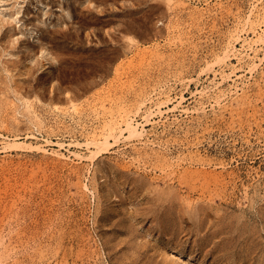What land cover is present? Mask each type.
I'll use <instances>...</instances> for the list:
<instances>
[{"label": "rangeland", "instance_id": "rangeland-1", "mask_svg": "<svg viewBox=\"0 0 264 264\" xmlns=\"http://www.w3.org/2000/svg\"><path fill=\"white\" fill-rule=\"evenodd\" d=\"M170 1L171 0H169V1L168 0H0V77H1L0 78V86H1L0 92L2 90L1 94L4 95V91H7L5 84H8V85L10 84V86H8V85H6V86L13 89V90H10L9 88H7L9 92H7V93L5 92L7 94L6 95L7 97L11 96V97H9L10 99L8 98L9 100L6 98L5 95H4L5 97L3 95H0V98H1L0 103H2V101H3L2 96L7 100L6 103H2L3 105L0 104V109H2V110H0L1 111L0 112V119L2 118L1 122L3 121L2 123H0V125H1L0 127H2V128H0V167H1L0 168V181H1L0 182V188H1L0 190H2L0 192V195H1L0 199H2L0 202V210H1L2 206L4 207V208H2L3 210L0 211V220H1L0 221V225H1L0 237H1V239L2 238L5 239L4 241L3 240L1 241V239H0V261H1L0 264H3L2 262H4L6 259L11 260L12 256H13L12 260L13 259L14 260L13 261L11 260L12 263L10 262V260H7L8 264H14V263L15 264H27V263L33 264V263H31V262H34L33 260H35L36 263L37 262L38 263L43 262L44 264H46L45 262H47V259L48 260L52 259L51 261L50 260L48 261L49 264L54 263V262L56 264H60V262L63 264L64 263L63 261L65 260L64 255L67 257L66 260H68V261L65 262L67 264H75V263L76 264H84V263L85 264H88V263L89 264H94V263L95 264H104V262H105V264H111V263L112 264L113 263L114 264H118V263L119 264H121V263L122 264H167L168 260H170V256H171V260L169 261V264H179V263L184 264L185 262H187L185 264H188V263L189 264H191V263L192 264L193 263L194 264H210V263L211 264H213V263L225 264V262H226V264H236V263L237 264H247V263L248 264L249 263L261 264L263 262L264 256H262V255H264V240H263L264 239V237H263L264 236V224H263L264 223V221H263L264 220V218H263L264 212H262L260 210H264V205H263L264 204L263 203L264 202L263 201L264 200L263 199V197H264V195H263L264 194V188H263L264 187V94H262V93H264V90H263L264 89V59H263L264 58V55H263L264 54V52H263L264 51V44L257 41V39H258L257 36L259 33L264 32V24H263L264 22L263 23L261 22V24L260 23L256 24L255 21L258 22V20L260 18L262 19L264 17L263 16L264 15V9H263L264 8L263 7L264 6L263 5L264 0H176V1L172 0L171 2ZM177 2L178 3L180 2V4H176ZM182 2H183V4L184 3L185 4L183 5ZM165 3H166V5H165ZM167 3H168L169 7L167 6ZM174 4H175V6H174ZM172 5H173V8H172ZM179 5H181V6H179ZM254 13H255V15H254ZM249 15H250V17L248 19ZM257 15H259V16H257ZM246 17L248 19L247 21L245 19ZM251 19L254 20V22ZM253 23L256 26V28H254ZM237 25H238V27H237ZM239 25H240V27H239ZM241 25H244L245 27L244 26L241 27ZM250 27L253 30H251ZM181 29H182V31H181ZM234 30H235V32H234L235 34L232 33ZM184 31H185V33H183ZM253 31H254V33H253ZM51 32H52V34H51ZM238 32L241 34H239ZM53 34H54V36H53ZM255 34H256V36H255ZM228 35H230V38H227V37H229ZM235 36H238V37H235ZM249 36H251L252 38ZM231 37L234 39L233 41L231 40L232 39ZM239 37H241V38L239 39ZM254 37H257V39H255ZM47 39H49L50 41ZM236 39H237V41L234 42ZM252 39L254 41H256V43H254V41ZM43 40L46 42H44ZM251 44H252V46H251ZM227 45L231 48V49L229 48L230 51L232 50V52H230V55L228 56V59H227V57L226 58L224 57V59H226L225 61L222 60V61H220V63L215 64V62H213V60L215 61L217 59V61L219 62V60L223 58L221 55H224L223 53L229 51V49L226 48ZM231 46L234 47V50H233V47H231ZM223 47H225V48H223ZM225 49H227V50L225 51ZM256 49L258 51L255 52ZM155 52L156 53L158 52V53L156 54ZM242 52L244 53L243 55L241 54ZM257 52H259V53L257 54ZM153 53H155V54H153ZM118 54H119V56H117ZM174 54H176V55H174ZM214 54H215V56H214ZM232 54H234L235 56ZM157 55H159V56L157 57ZM160 55H161V57H160ZM163 56H164V58H163ZM175 56L178 59H176ZM244 56H246V57H244ZM229 57H230V59H229ZM251 60H252V62L253 61L255 62V63L253 62L256 66L254 68V70L253 69L251 70V68H253V66L250 68V65L251 64L253 65ZM115 61H116V63H115ZM207 61H210L209 63L212 62L213 64H210L208 66L209 63ZM14 63L16 64L15 66H14ZM159 65H160V67H159ZM222 65H223V67H222ZM7 66H8V68H9V66H11V69H10L11 73H10L9 69L7 71ZM26 66H28V68ZM31 66H32V68H31ZM205 66H208V67H205ZM212 66H213V68H212ZM24 67H25V69H24ZM116 67L120 72L119 71L115 72L117 70ZM131 67H132V69H131ZM12 68H13V70H12ZM133 68H135V69H133ZM157 68L158 69L160 68L161 71L158 70ZM176 69H177V72H176ZM207 69H209V70H207ZM140 70H142V71H140ZM165 70H166V72H165ZM133 71H135V72H133ZM178 71H179V73H178ZM163 73H164V75H163ZM10 74H12V75H10ZM158 74L162 75L163 77L159 76ZM171 74L172 75L174 74V75L172 76ZM13 75H14V78L12 79ZM162 79H163V81H162ZM177 79H180V80H177ZM20 80H22L23 83L18 82ZM25 80H27V81H25ZM1 81H3V83ZM24 82H25V84H24ZM16 83H20V85L16 84ZM123 83H125L124 87H123ZM258 83H259V85H258ZM29 84H31V86ZM11 85L17 87V88L14 87L16 89L15 91ZM16 85H18V86H16ZM145 85L147 87H145ZM23 86H25V87H23ZM259 86H261V88H262L261 90L260 89L258 90L257 87H259ZM19 87H21V88H19ZM27 87H28V89H27ZM20 89H21V92H20ZM22 89H25V90H23V93H22ZM39 89L42 93L41 92L39 93ZM61 89H62L64 95L61 94L62 91L59 92V90H61ZM66 89H68V90H66ZM164 89L166 92L164 91ZM27 90L30 92L32 91V92L28 93ZM16 91L20 95H18L16 93ZM84 91H86V93H82L83 94L82 95L80 92H84ZM201 91H203V92H201ZM222 91H223V93H221ZM43 92L45 93V95ZM56 92H58L59 94L57 95ZM66 92H67V95L65 94ZM11 93H12V95H11ZM25 93H27V94L25 95ZM33 93H36V95H33ZM136 93H137V95H136ZM141 93H142V95L145 94V95H143L144 97H142ZM165 93L168 95H165ZM8 94H10V95H8ZM31 94L33 97L31 96ZM40 94H42V95L40 96ZM54 94L57 95V97L59 96L60 98H55ZM60 94H61V96H60ZM75 94H79V95H75ZM221 94L223 95L222 97H221ZM138 95H140V96L138 97ZM180 95L185 97V98L183 97L184 100H183L182 96H180ZM251 95H253V96L250 97ZM69 96H72V99H70L71 97L69 98ZM79 96H81V98ZM109 96H111V97L107 98ZM135 96L137 97V99H134ZM25 97H27L28 99ZM100 97H102V98H100ZM240 97H241V99H240ZM246 97H248V98H246ZM23 98H25L26 100ZM39 98H41V99L39 100ZM47 98H50L52 101L50 102V99H47ZM64 98L66 100H63ZM215 98L216 99L218 98L220 100L219 101L220 105L218 103V99L216 100ZM5 99H4V101H6ZM36 99H37V101H36ZM53 99L55 101H53ZM74 99L76 101H74ZM143 99H145V100H143ZM146 99L147 100L150 99V100L147 101ZM246 99L248 102L246 101ZM257 99H258V101H257ZM16 100H18V101H16ZM58 100L61 102H59ZM62 100L64 102L66 101L67 103L62 102ZM68 100H70V102ZM100 100H101V102H100ZM134 100H136V101H134ZM241 100L243 102H241ZM163 101H165V102H163ZM167 101H168V103H166ZM178 101H179V103H177ZM17 102L20 103L21 105L18 104ZM56 102H58V103H56ZM130 102H132L135 106ZM135 102H137V103H135ZM143 102H144V104H143ZM156 102H159V103H156ZM239 102L240 103L246 102V103H244L242 106V105H240ZM249 102L252 104L250 105ZM15 103H17V104H15ZM23 103H24L25 107L26 106L28 107V108L26 107L27 109L23 107ZM75 103L77 104L76 106L73 105ZM12 104L15 106V110L18 108L17 112L20 110L21 113L20 112H19V114L16 113L15 110L13 109L14 106ZM120 104H122V105H120ZM137 104H138V106H137ZM223 104L227 107L222 106ZM9 105H12V107ZM16 105H19V106L16 107ZM140 105H142V106H140ZM234 105L236 107H233ZM252 105L255 106V108L256 107L257 108L252 110L254 108V107H252ZM117 106H119V107H117ZM123 106H125V107H123ZM131 106H132V108L130 110L129 107H131ZM157 106H159V107H157ZM31 107H32V109H31ZM58 107H60V108H58ZM106 107L108 108V110ZM122 107L125 108V110L124 109L122 110ZM127 107H128V109H127ZM138 107L140 109H138ZM244 107H246V109H247L245 111V113H244V110H245ZM115 108H117V109H115ZM119 108H120V110H119ZM135 108H137V109L135 110ZM145 108H146V110H145ZM156 108L157 109L160 108L159 111ZM163 108L165 111L162 110ZM188 108H189V110H188ZM199 108H201V109H199ZM240 108H242V109H240ZM112 109H113V111H112ZM223 109H224V111H223ZM236 109H238V110L240 109V110L238 111ZM7 110H9L10 113ZM11 110H12V112L14 111V113H12ZM127 110H129V112L131 111L130 114H129V112H127ZM148 110L150 112H152V114L154 113L153 115L150 114L149 119L147 117L148 113H149ZM230 110L232 111V113ZM30 111H31V113H30ZM34 111H36V112H34ZM120 111H126L129 114L128 118L133 117L134 122H137L140 120V123L138 124L139 128H143L141 130H143L145 133L143 132V135H141L142 137L135 136V137H131V138L127 137L128 135L126 134L127 136L125 135V136H121L119 138V139H121V141L118 140L119 142L111 140L112 145H110L111 144L110 143L109 144L110 146L109 147L107 146L106 151L104 149V150L100 151V153L96 154V156H95L93 153L97 151L96 149L98 147H97V145L95 146V144L92 145V143H91L92 138L95 137V135L99 136V134L102 133V131L105 129L107 121H109L114 116L117 117L118 116L117 114H119ZM136 111H138V112H136ZM154 111H156V113ZM235 111H237L238 113ZM24 112L26 113V115ZM97 112H100V113H97ZM160 112H161V114H160ZM7 113H9V114H7ZM11 113L13 115H10ZM37 113H38V115H37ZM144 113H146V114H144ZM247 113L248 114L250 113V114L246 115ZM15 114H16V116H15ZM17 114L19 115L18 119L16 118L18 116ZM140 114H142V116ZM29 115L32 117H30ZM39 115L42 117V119ZM111 115H113V116H111ZM237 115L241 116V118ZM25 116H27V117H25ZM33 116L36 119H34ZM216 116L218 117V119ZM11 117L12 118L14 117L16 121L14 119H12ZM9 118L11 119V121L13 120V122L10 123ZM26 118L28 120L25 122ZM98 118H99V120H98ZM200 118L203 120V121L201 120L202 122L199 121ZM237 118H239V119H237ZM242 118H243V121H242ZM32 119L34 120L35 123L32 121ZM153 119H154V121H153ZM30 120L32 121V123ZM41 120H42V122H41ZM84 120H87V121L84 122ZM142 120L144 121V124H142L143 123ZM231 120H233V121H231ZM4 121L5 122L7 121V122L5 123ZM14 121H15V123H14ZM16 122H18V123H16ZM36 122L38 123L37 125L39 127H37ZM167 122L169 125L167 124ZM4 123L6 125H4ZM24 123H26V124H24ZM30 123H31V125H30ZM189 123H193V124H189ZM194 123H195V125H194ZM2 124L5 126V128L2 126ZM15 124H16L17 128L15 127ZM17 124L21 125V126L18 127ZM27 124H28V126H27L28 130H30L32 128L31 132L30 131L27 132V130H25V129H27V127H22V126H26ZM32 124L33 125L35 124L34 125L35 127ZM95 124H97V125H95ZM165 124H166V126H165ZM182 124L184 126H182ZM216 124H218V125H216ZM10 125H12V126H10ZM42 125H43V127H42ZM71 125H72V127H71ZM204 125L205 126L207 125L206 126L207 128ZM81 126H83V127H81ZM167 126H168V128H167ZM51 127H52V129H51ZM93 127H94V129H93ZM185 127H186V129H185ZM230 127H232V129ZM21 128H25V129H22V131H19V129L21 130ZM97 128H100V129H97ZM226 128H227V130H226ZM7 129H8V131H6ZM10 129H12V130L10 131ZM174 129L177 130V132ZM181 129H183V130H181ZM197 129H199L200 131ZM202 129H205V130H202ZM207 129H210L211 133ZM35 130H39V131L35 132ZM163 130H164V132L162 133ZM165 130H167V131H165ZM15 131H17V132H15ZM18 131L20 133L22 132L21 133L22 135ZM90 131H92V132L95 131L96 132V133L94 132L95 135H92L93 133ZM150 131H151V133H150ZM169 131H170V133L167 134L166 132H169ZM191 131H192V135H191ZM205 131H207V132H205ZM71 132H73V133H71ZM97 132H98V134H97ZM195 132H197V135ZM11 133L13 136L11 135ZM30 133L33 134V136H31ZM89 133H90V135H89ZM194 133L196 136L194 135ZM29 134H30V136H29ZM240 134H242V135H240ZM15 135H17V136L14 137ZM18 135H20V136H18ZM160 135H162L163 138ZM166 135H168V136H166ZM2 136H3V138H2ZM86 137H87V139H86ZM186 137H187V139H186ZM144 138H146V139H144ZM167 138H169V139H167ZM181 138L186 139V140H182ZM194 138L196 139V141H194L195 140ZM47 139H50L52 141H50V140L47 141ZM164 139H166V140H164ZM188 139H190V140H188ZM247 139H248V141H247ZM12 140L13 141L15 140L16 142L17 141L18 142L19 141H25V143H27V144L31 143V145H27L25 148L24 142H20V143H23V145H19V148H17L18 143H16L17 144L16 145L14 142L15 145L14 144L12 145L14 147H12V146L9 147L12 144ZM142 140H144V141H142ZM168 140H170V141H168ZM60 141H61V143L64 142L62 144V146L59 145L60 143L58 144V142H60ZM134 141H135V143H134ZM160 141H161V143H160ZM8 142L9 143L11 142V144L8 145ZM89 142L91 144H89ZM189 142H190V144H188ZM76 143L78 145H76ZM122 143H123V145H122ZM206 143H208V144H206ZM126 144H129L128 145L129 148L127 147ZM33 145H34V147H33ZM37 145L41 148L39 149ZM152 145H154V146H152ZM3 146L5 148L9 147L11 149H9V148L3 149L2 148ZM20 146H22V147H20ZM29 146H32V147H29ZM199 146H200V148H199ZM137 147H139V148H137ZM45 148L47 149V151L45 150ZM141 148H142V150H141ZM127 149H128V151H127ZM159 149H161V150H159ZM164 149H166V150H164ZM171 149L173 150V152ZM181 149H183V150H181ZM222 149H224V150H222ZM246 149H248V150L246 151ZM83 150H84V152H83ZM91 150H93V151H91ZM71 151H73V152H71ZM76 151L81 156H79L77 153H75ZM243 151L247 154L244 155V153H242ZM57 152H59V153H57ZM157 152H158V154L156 155ZM62 153H63V155H61ZM74 153L77 154L78 157H77V155L75 156ZM81 153H84V154H81ZM235 153H238L239 155L235 154ZM251 153H252V155H251ZM58 154L60 155L59 157H58ZM85 154H86V156L90 155L93 159H91L90 156H89V158H88V156L85 157ZM166 154H168V155H166ZM183 154H184V156H183ZM224 154H225V156H224ZM219 155H220V157H219ZM249 155H251V156L249 157ZM65 156H67V157H65ZM233 156H234V158H233ZM80 157H81V160H80ZM82 157H84V158H82ZM256 157H257V159H256ZM149 158H150V160H149ZM55 159H56V161H55ZM98 159L101 161L99 162ZM200 160H202V161H200ZM96 161H98L99 163L97 164ZM105 161L109 165H107V163H104ZM109 161H113V163L111 162V164H110ZM167 161H168V163H167ZM59 162L61 164H59ZM159 162H162V163H159ZM209 162H212V163H209ZM155 163H157L156 166H159L158 168L155 166ZM38 164H40V165H38ZM99 164H102L103 166H101ZM116 164H117V166L114 167L115 168V170H114L113 166H115ZM213 164H216V165H213ZM218 164H220V165H218ZM196 165H197V168L195 167ZM97 166L100 167L99 170H98V168L95 169ZM118 166H121V167H118ZM18 167L22 172L20 170H18ZM103 167H104V169H103ZM106 167H108V168H106ZM117 167H118V169H117ZM34 168H36L37 170L36 169L33 170ZM93 169H95V170L92 172ZM100 169L101 170L103 169V171H100ZM140 169H141V171H140ZM221 169L226 173H224ZM11 170H12L13 174L11 173ZM32 170L34 172L33 175L31 173ZM75 170H76V172H75ZM80 170H81V172H80ZM113 170H114V172L115 171L116 172L114 173ZM164 170L167 172H164ZM173 170H174V172H173ZM202 170H203V172H201ZM240 170L242 173L240 172ZM18 171H20V172H18ZM52 171H53V174L51 173ZM96 171H97V173H96ZM127 171L130 173H127ZM131 171H132V173H131ZM28 172H30L31 174ZM73 172H74V174H73ZM77 172H78V174L79 173H81V174L78 175ZM104 172H106V173H104ZM109 172H111V173H109ZM3 173H4L5 177H2V176H4V175H2ZM55 173H56V175H55ZM68 173H69V175L71 174L70 177H69ZM75 174H77V176H75ZM104 174H106L105 175L106 177L108 176L107 177L108 180H111L110 183L108 180H106V178L105 179L103 178ZM136 174H138L139 176H136ZM164 174H166V175L163 176ZM233 174H234V176H233ZM11 175H12V178L10 177ZM13 175L16 178L13 177ZM45 175H46V177H45ZM126 175L128 178L125 177ZM56 176L59 177V179ZM78 176H79V178H76ZM110 176L112 178H114V176H115L114 180L117 182H115L112 178H110ZM120 176H122V178ZM140 176L142 178H140ZM148 176L152 180L151 179L149 180ZM153 176H154V178H153ZM160 176H161V179H160ZM169 176H170V178H169ZM66 177L69 180H67ZM86 177H87V179H86ZM101 177H102V179H101ZM129 177H131V178H129ZM134 177H137L138 179L140 178L141 183L142 182L145 183V181H146L145 179H147V182H150V183H149V185L147 184V186H146L147 182L145 184L144 183L141 184L140 181H137L138 179L134 178ZM3 178H4V180L2 181ZM28 178H29V182H27ZM45 178H46V181H44ZM50 178H52V179H50ZM97 178H99V181ZM119 178H121V179H119ZM126 178H127V180H125ZM162 178H163V181H162ZM174 178H175V180H174ZM238 178H240V179H238ZM242 178H243V180H242ZM25 179H26V181H25ZM53 179H54V181H53ZM79 179H80V182H79ZM142 179L145 181H143ZM170 179H172L174 181H172ZM227 179H230V180H227ZM14 180L16 183L14 182ZM74 180H76V181H74ZM103 180H105V181H103ZM129 180H130V182L133 181L136 184L137 183L139 185L141 184L139 187L141 188V186H142L143 189L146 188L145 190H147V192L144 190L145 191V193H144L143 190H141V189L139 190L138 186L136 184H133V182L130 183ZM178 180L180 182H178ZM238 180H240V181H238ZM47 181L50 183L51 186L49 185V183ZM81 181L84 183H81ZM237 181H238V183H237ZM17 182H18V184H17ZM24 182H26V183H24ZM30 182H32V183H30ZM36 182H38V184ZM105 182H107V184L109 183V185H107ZM114 182L118 183V185L116 184L117 185L116 186L114 184L115 186H113ZM122 182H123V184H122ZM160 182H162V183H160ZM3 183L7 184L8 186L5 184L3 186ZM8 183H10V184L12 183L11 185H15V186L12 188L11 185H9ZM19 183H21V184L24 183V184H22L23 186L20 187L21 184H19ZM46 183L49 185L50 188L48 187V185H46ZM61 183H63V184H61ZM78 183H79V185L80 184H82V185L78 186L77 185ZM97 183H98V185H96ZM164 183H167V184L163 185V187H162V184H164ZM181 183L184 184V187L182 186ZM57 184H58V187H57ZM85 184L87 187L85 186ZM94 184L97 187H94L95 186ZM100 184H102L104 189L102 188V186ZM127 184H129V185L126 186ZM154 184H155V187L157 185H159L161 187V188L159 187L160 189H165V186L167 188H169V189H167V191L165 189V191H163L164 193L162 195H166L168 192H170V190H171V193L174 195V192L176 191L175 192L176 194L174 195V199L172 197L173 195L171 194V197L173 200H171V202H169L170 200H168L169 199L168 197H170V196H168V195L170 193H168V195L166 196L167 198L165 199L164 198L165 196L161 195L162 190H160V189H159V191L161 193H158L159 191L156 189H155L156 191L154 192V190L152 189V188H155V187H153ZM26 185L29 188L26 187ZM44 185H46V187ZM59 185H62V186H59ZM92 185H93V187H92ZM123 185H125V187ZM131 185L134 187L132 190H130L132 188ZM170 185H172V186H170ZM243 185H245V186H243ZM254 185H255V187H253ZM2 186H3V188H2ZM16 186H17V188H16ZM148 186H150V189H147ZM23 187H25V188H23ZM53 187H54V189H53ZM106 187H108L110 190L108 188L106 189ZM112 187H114V188H112ZM121 187H123V189ZM172 187H174L175 191ZM211 187H213V188H211ZM224 187H226V188H224ZM8 188H10V189H8ZM60 188H62V189H60ZM92 188H94V189H92ZM100 188L102 189V191L103 190L104 191L100 192ZM157 188H158V186H157ZM176 188L177 189L179 188V189L177 190ZM218 188L222 189V190H219ZM79 189H80V191H79ZM113 189H115V190H113ZM116 189L117 190L121 189V190L116 191ZM172 189H173V191H172ZM8 190H9V192H7ZM19 190H20V192H19ZM65 190H67V193ZM151 190H153V191H151ZM199 190H200V193H199ZM22 191H24L25 194ZM78 191L80 192V194ZM122 191L125 193H121ZM130 191H132L131 194H130ZM133 191L136 195H134ZM138 191H140L139 193L140 194L142 193V194L140 195L138 193V195H137ZM3 192H4V194L7 193V195L5 194V196H4ZM16 192H18V195H16L17 194ZM81 192H83V193H81ZM90 192H93V193H90ZM97 192H99V193H97ZM106 192L109 195L111 193L112 194L108 197ZM152 192L155 195L156 194L157 195L156 196L152 195ZM10 193H11V195H10ZM13 193H16V194H13ZM118 193H121V194H118ZM184 193L187 195V197L189 199L186 197V195ZM209 193L212 194L213 196L209 197L210 196ZM227 193H228V195H227ZM21 194H22V196L24 195V197H22ZM48 194L50 195V197ZM116 194H118V195H116ZM158 194L161 196H160V198L157 199ZM202 194H203V196H202ZM28 195H30L29 198H28ZM31 195H32V197H31ZM104 195L107 197V199ZM15 196H17L20 200L19 199L16 200L17 197L15 198ZM83 196H84V199H83ZM142 196H144V197L142 198ZM176 196H177V198H176ZM216 196H218V197L216 198ZM3 197L4 198L7 197V198L4 199ZM99 197H100V199H99ZM138 197L140 199H138ZM161 197L165 199V200H163L162 203L160 200V199H162ZM171 197H170V199H171ZM190 197L192 198L191 201H194V203H190L191 202V201H189L191 199ZM200 197H201V199L199 201L198 198H200ZM10 198H11V201H10ZM12 198L15 199V204H14V200ZM22 198L24 199V201ZM96 198H97V200H96ZM130 198H131V200H130ZM145 198H147V199H145ZM154 198L156 199L155 202L153 201ZM181 198L183 199V201H185L184 198L185 199L187 198L188 200L186 199L187 201H185V202H189V205L191 204V206L189 207V205H187L188 203L187 204L185 203V205H184L183 204L184 202L182 201ZM207 198H209V199H207ZM102 199H104L102 201L104 204L101 201L99 203V200H102ZM175 199L176 200L179 199V200L175 201ZM180 199L183 203L180 202ZM140 200L144 201L145 203L141 202ZM145 200H147V202ZM149 200L152 202L150 203ZM157 200H158V202H157ZM167 200H168V202H167ZM205 200H206V203L202 204L201 202H205ZM250 200H251V202L253 201L251 204H250ZM4 201L6 203H4ZM148 201H149V203H148ZM173 201L175 203V204L173 203L174 205L172 204ZM11 202L13 203V205ZM179 202L181 203V205L179 204ZM198 202H200L201 204L200 203L198 204ZM163 203L166 204L167 207ZM196 203H197V205H196ZM207 203L209 205L211 204V207H212L211 210H213V211H211L209 209L207 211V208L208 207L210 208L209 205H207V207H206ZM212 203H213V206H212ZM218 203L222 205V206L220 205L219 208L223 207V210H224V206H227V208L225 209L226 211L224 210V212L226 214L228 212L229 213L231 212L230 214L228 213L229 218L227 217V215L224 212L220 211L222 208L221 209L217 208L219 205ZM225 203H228V204L225 205ZM261 203H262V206L260 207ZM6 204H7V206H6ZM97 204H100V205L102 204V206L99 208L98 207L99 205H97ZM123 204L125 206H123ZM155 204H156V207L154 208L153 206H155ZM169 204H170V207H169ZM176 204H179L178 205L179 208ZM192 204H194L196 207L192 206ZM204 204H205V206H203ZM257 204H259V207L256 208V206H258ZM35 205H36V207H35ZM95 205H97V206H95ZM103 205H105V206L103 207ZM108 205H110V206H108ZM128 205H130V206H128ZM134 205H136L137 208H135ZM200 205H202V207H203L202 209H200L201 208ZM214 205H215V207H214ZM216 205H217V207H216ZM8 206H10V207H8ZM114 206H115V208H114ZM118 206L119 207L121 206V207L119 208ZM149 206H152L153 209H152V207H149ZM172 206H174V208H178V212H177V209H175V211L172 210L173 209ZM175 206H177V207H175ZM180 206L183 208H187L185 210L183 209L185 211V213L181 214L184 211H180V210H182V208ZM234 206H235V208H234ZM242 206L244 207V210H242L243 209ZM7 207H8V209H5ZM18 207H19V209H18ZM89 207H90V210L88 209ZM126 207H127V210H125ZM147 207H148V209H147ZM168 207H169V209H168ZM188 207H189V210H188ZM191 207L196 209L193 211L194 212L198 211V214H195L196 212L194 213L193 211L191 212V210H190ZM204 207H206V208H204ZM248 207H250L249 210H248ZM9 208H10V212H8ZM26 208H27V210H26ZM104 208H105V210H101V211L99 210V209H104ZM170 208H172L171 209L172 211L170 210ZM198 208L200 209V211ZM213 208L215 210H217V209L218 210L215 211ZM261 208H263V209H261ZM12 209H13V211H12ZM14 209H15V211H14ZM49 209H52V211ZM96 209L99 210L101 213L99 211H97ZM128 209L129 210L131 209L130 211H132V212H130ZM141 209H143V211ZM149 209H150V211H149ZM258 209H260V210H258ZM20 210H21V212H20ZM123 210H124V212H126L125 213L126 216L124 215ZM167 210L168 211L170 210L169 211L170 213H168ZM47 211H48V213H47ZM49 211H50V213H49ZM94 211L98 213V215L95 213L97 215V218H95L96 215L94 214ZM139 211H141L142 213ZM158 211H160V212H158ZM203 211H206V213H203ZM237 211H239V212H237ZM1 212H4L5 215H3V213H1ZM29 212L32 214H29ZM53 212H55V213H53ZM58 212L61 215H57ZM112 212L116 213V214H113ZM120 212H122L123 215ZM133 212L135 213L136 217H133L134 216ZM207 212L208 213L211 212L212 214H208ZM213 212L214 213L216 212V214H214ZM233 212L235 214H232ZM259 212H261L263 214L260 215ZM15 213H17L16 216L14 215ZM20 213H21V215H20ZM35 213H36V215H35ZM46 213H47V215H46ZM117 213L121 214L122 216L117 214ZM143 213H145V217H144V215L142 217H140ZM146 213H148V217H146L147 216ZM178 213H180V215H178ZM188 213H190V214H188ZM221 213L223 214V216L225 218H227L229 220L226 219L227 220L226 221L225 219H222L224 217L221 216L222 215ZM9 214H11L12 216ZM149 214H152V215L149 216ZM154 214L158 215L157 218H156V215H154ZM160 214L161 215L164 214L163 215L164 217L161 216ZM166 214L169 217H167ZM219 214H221V215H219ZM239 214L240 215L243 214L242 218L240 217ZM22 215H24V216H22ZM56 215L59 217L57 218ZM175 215L177 216V218H175L176 217ZM196 215H198V216H196ZM204 215H205V217H203ZM206 215H207V218L210 217L211 219H213V222L215 221L214 219L216 218V221H215L216 224H214L212 222V220H210V218H209V221H211L213 223V225H215V226H213L211 222H210V224L209 223L205 224V221L206 220L208 221V219L206 218ZM232 215H239L238 216L239 219L236 216H234L235 217V219H234V217ZM245 215L247 216V218L249 217L248 219L250 220V222L248 219H246ZM1 216H3V217L5 216V218L3 219V217H1ZM27 216H28V218L30 217L29 218L30 220L27 218ZM102 216H104V217H102ZM115 216L118 218H116ZM131 216L133 217V221H132ZM192 216L194 218H196V217L197 218L196 219H194V218L189 219ZM12 217L13 218L15 217V218L13 219ZM60 217H61L62 221H60V219H59ZM91 217H93V219ZM129 217H131V218H129ZM151 217H153V218H151ZM161 217H163L164 219ZM165 217H167V218H165ZM179 217L181 219H179ZM183 217L187 221L189 219V221H188L189 223L186 222V220ZM199 217L202 218L201 222L199 220ZM218 217H220L219 218L220 221H219V219L217 220ZM39 218H41V220H38ZM113 218H114L115 222H114ZM120 218H122V220L124 219L123 222H122V220H120ZM141 218L142 219L144 218V219L142 220ZM230 218H231V220L232 219H234V220L238 219L239 221L238 220L231 221ZM243 218H245V219H243ZM76 219L78 220L77 222H76ZM108 219H109V222H108ZM154 219L157 221L160 220L162 223L160 221H158L157 223H159V222L160 223L157 224L155 221H153ZM162 219H163V221H162ZM170 219H172V220H170ZM221 219L224 222H222ZM255 219H256V221H255ZM27 220H29V221L27 222ZM44 220L46 223L44 222ZM51 220H52V222H51ZM117 220H118V222H117ZM173 220H174V222H173ZM175 220H176V222H175ZM242 220L243 221L246 220V222L243 223ZM8 221H9V224H8ZM30 221H32V222H30ZM47 221L51 222V223L48 224ZM54 221H56V222H54ZM83 221H84V223H83ZM126 221H132V222H131V224H129L130 222L127 223ZM191 221L193 222V224L196 223V221H198L199 223L198 222L196 223L197 227L195 224H194L195 225L194 226ZM218 221H219V223H218ZM237 221L240 224V225L238 224L239 227L243 226V227H241L242 229L241 228L239 229V227L237 225ZM252 221L254 222V224H252L253 223ZM97 222H100V223L102 222L103 224H100ZM113 222L116 224V227L118 226L120 229L118 227L116 229L115 225H113L114 224ZM134 222H136V223H134ZM137 222H138V224H137ZM153 222L155 224H153ZM164 222L166 224L168 222V224H167L168 226H166V224ZM181 222H183L182 225H184V226L188 225V227L189 226L191 228L193 227V229L195 227L196 229H194V231L197 230L196 233H199L198 230H200V232H201L202 231L201 229L207 228L208 234L205 233L206 231H204V230L201 233L196 234V233H194L193 229H191L190 227H189L190 230L188 229L187 226H185V228H184V226L181 225ZM202 222L204 224V227H202L203 224L201 225ZM221 222L224 224V227H223ZM225 222L227 225H225ZM256 222H257V224H256ZM3 223H4V225H3ZM10 223H11V226H10ZM104 223H106V224L104 225ZM190 223H191V225H190ZM228 223L229 224L232 223L233 225H231V227H230V225ZM235 223H236V225H235ZM246 223H247V225H243ZM54 224H56V225H54ZM152 224H153V226H152ZM170 224H171V226L169 227ZM217 224H220L222 227H218L220 225H217ZM111 225H113V226H111ZM121 225H126V227L121 226ZM133 225H134V227H133ZM150 225L152 227H149ZM156 225L157 226L159 225V228L156 227ZM206 225H208L209 227ZM234 225H235V227H234ZM60 226L65 227V228H62ZM103 226L106 228H104ZM108 226H111V227H108ZM128 226H129V229H128ZM130 226L133 230L130 229ZM164 226H165V228H164ZM210 226L211 227L213 226L214 228L217 227V228H215V230L213 231L214 228L212 229ZM227 226H228V230L226 228ZM244 226L245 227L247 226V228H245ZM249 226H250V228L257 227L260 230V232H259V230L258 231L256 230L258 233L255 231V229H257V228H255V229L253 228L250 230V228H248ZM251 226H253V227H251ZM260 226H262L263 228H261ZM178 227H179L180 231H177ZM17 228H19V229L17 230ZM45 228L48 231L44 230ZM150 228H151V230H149L148 233L151 231L152 232L148 234L147 230ZM172 228L174 229L173 231L171 230ZM199 228H201V229H199ZM222 228H223V230L225 228L228 231V232H226V230L222 231V233L226 232V234H224V235L222 233H220L221 232L220 229H222ZM243 228L246 232L243 230ZM9 229H11L12 232ZM15 229L17 230V232ZM26 229H28V230H26ZM34 229H36V230H34ZM52 229H54V230H52ZM78 229H81L82 231L78 230ZM124 229L126 231L127 230L128 231L126 232ZM163 229H164V231H163ZM181 229H184V234H183L184 238L181 235L183 233L182 232L183 230H181ZM7 230H9V231H7ZM65 230H66V232H65ZM70 230L73 233L72 232L70 233ZM130 230L132 232L137 230L136 231L137 233L136 232L133 234H132V232L129 233ZM208 230H209V232H208ZM39 231L42 234H40ZM57 231L59 233H57ZM68 231H69V233H68ZM121 231H123V232H121ZM170 231H172L173 233ZM212 231L217 236L219 234H222V236L219 235L220 238L217 239V237L215 235V238H214L213 237L214 234L211 233ZM252 231L254 232L253 234H252ZM13 232H15V233H13ZM55 233L57 234V236ZM138 233L139 234L141 233V234L137 235ZM143 233H145V234H143ZM164 233H167L169 236H170V233H172L170 236L171 241H170L169 236L167 234H164ZM176 233H177V235L179 234L182 236V238L179 237L180 239H182L181 240L182 244H181L180 239H178L179 235L177 236ZM203 233L205 234V236ZM47 234H48V237H47ZM83 234H85V236ZM86 234H87V236H86ZM112 234H113V236H112ZM186 234H189L190 236L186 235ZM195 234H196V236H195ZM200 234H203V235H200ZM209 234H213V235H209ZM259 234L261 236H258ZM6 235H8V236H6ZM50 235H53V236L50 237ZM117 235H120V236H117ZM130 235H131V237H130ZM136 235H137V237H140L138 241H136L137 240ZM175 235H176L178 241L176 240ZM207 235H208V237H207ZM58 236H59V239H58ZM68 236H69V238L70 237L71 238L69 239ZM76 236L78 239L75 238ZM107 236L108 237L110 236V237L108 238ZM125 236H126V238H128V237H130V238L125 239L124 238ZM144 236H146V237H144ZM185 236H186V238H185ZM6 237H8V238H6ZM120 237H123V238H120ZM115 238L116 239L120 238V241H117L118 242L117 243ZM142 238L145 240H143ZM162 238H163V240H162ZM166 238H167V240H166ZM208 238L210 241H208ZM223 238L225 241L223 240ZM225 238H227V240L231 239L230 245H227V244H229V241L227 243V240ZM250 238H252V240ZM28 239H31V240L29 241ZM55 239L57 240V242L55 241ZM122 239H124L125 242L129 241V244L127 242H126L127 244L124 242L125 244L123 243L124 244L123 245ZM196 239H197V242H196ZM201 239H207L208 242L206 241V243H210L209 246L207 245L209 251L207 250L206 246H205L206 248L204 247V245L206 244L205 241L204 240L201 241ZM261 239H262V242H261ZM7 240H9L10 242L8 241V244L6 245ZM19 240H20V242L21 241H23V242H21V244H19L20 243ZM36 240L40 241L42 244L39 243L38 241L36 242ZM112 240H113V242H111ZM121 240H122V242H121ZM183 240L184 241L186 240V241L184 242ZM188 240H189V242H188ZM199 240L201 241V243ZM232 240H234V241H232ZM43 241H44V243H43ZM60 241H62V242H60ZM139 241L141 244L139 243ZM222 241L224 242L225 246H224ZM231 241H232V243H231ZM255 241L258 243H254ZM14 242H16V243H14ZM75 242H76V244H75ZM130 242H133L134 244L133 243L130 244ZM202 242L204 243V245ZM247 242H248V244L250 243L251 245L245 244ZM22 243L25 244V247H26V248L24 247L25 249L23 247L19 248L22 245ZM111 243H114V246H112L113 244L111 245ZM120 243L122 245H120ZM145 243H147V244H145ZM169 243L172 245H174V244H176V245L172 246ZM178 243H180L181 246ZM196 243L198 246L195 245ZM199 243H200V245H199ZM214 243H216V244H214ZM218 243L221 245V247H220V245H218ZM11 244L13 246H11ZM54 244H56V245H54ZM57 244H60V246H58ZM116 244H118V246H116V248H115ZM192 244L194 246L193 248H191ZM211 244L213 246H211ZM254 244L257 247V249H255L256 247H254ZM9 245L11 246V248ZM39 245L41 248L39 247ZM80 245H82V246H80ZM152 245H154V246H152ZM177 245H179V246H177ZM184 245H185L186 250H184L185 248L183 249ZM245 245H248V246H246V248L248 250H246ZM36 246L41 251V252L39 251V253L43 257L38 254V250H36V252H35V249L37 248ZM48 246L51 247L52 249H54V248H56V249L51 250V248H49ZM119 246H120V248L121 247L122 248L120 249ZM157 246H158V248H157ZM160 246H162V247L164 246L163 249ZM168 246H169V248H168ZM226 246H228V248ZM33 247H35V249ZM58 247H60V249ZM61 247H63V248H61ZM106 247L108 250H106ZM178 247H180V248H178ZM188 247L192 249V253H193V250H196L197 252L194 251V253L192 254L191 250ZM250 247H252V249ZM7 248H9V249H7ZM13 248H15V249L13 250ZM27 248H28V250H27ZM80 248H82V249H80ZM109 248H110V250H109ZM137 248H139L140 251ZM151 248H152V252H151ZM174 248L176 251L174 250ZM213 248L215 250H217V248L218 249L220 248V250L215 251ZM57 249H59V250L57 251ZM83 249H85V250H83ZM91 249H93V250H91ZM134 249H135V251H134ZM153 249H155L156 251H158V250L159 251L156 253L155 250L153 252ZM177 249H179V250H177ZM225 249H227V251ZM18 250H19V252H18ZM20 250L21 251L23 250V251L21 252ZM66 250H67V252H65ZM82 250L84 251V253ZM99 250H101V251H99ZM132 250L134 251L133 253H135L134 256H133V254L131 255ZM148 250L151 254L148 253ZM180 250H182V251H180ZM255 250H256V252H255ZM1 251H3L4 254ZM5 251H6V253H5ZM9 251H11V252H9ZM27 251H29V254ZM95 251H98V252H96V254H95ZM162 251H163V253L165 251H166V253H168V251L169 252L171 251L172 254H170L171 253L170 252V253H168V255L169 254L170 255L168 256L166 254L167 255L166 256V255H164L165 253L162 254ZM177 251H179V252H177ZM201 251H202V253L204 251L203 255L201 254ZM237 251H238V254H237ZM15 252L18 254L16 255ZM56 252H57V254H56ZM72 252H76L80 257H82V256L83 257L79 258V256L77 255V258H75L76 253H72ZM81 252L83 255L81 254ZM86 252H87V254H86ZM99 252L101 255H99ZM184 252L186 253V255ZM187 252L189 255L187 254ZM205 252H207V253H205ZM219 252L222 254H220ZM250 252H251V254H250ZM19 253H21V255H19ZM33 253L36 255H34ZM42 253L45 255H43ZM51 253H55V255H53V254L51 255ZM129 253H130V258H129ZM142 253H143V255H141ZM144 253H147V255L145 256ZM154 253H156V254H154ZM211 253L213 255L217 254V253L218 254L214 255L215 258L213 259L212 258L213 255ZM22 254H23V256H22ZM89 254L93 258H91V256ZM118 254H120V255H118ZM121 254H122V256H121ZM125 254H127L128 256L125 257L126 256ZM137 254H139L138 255L139 258L137 257ZM157 254H159V256ZM190 254H192V255H190ZM223 254L225 255V258H224L225 260H226L227 255L229 254V257H227L226 261L223 259V257H224ZM252 254H254V256H252ZM1 255H3V256H1ZM8 255H9V258H8ZM24 255L25 256L27 255V256L24 257ZM69 255H72V256H69ZM84 255L86 256V258ZM112 255H114V257ZM116 255L118 257H116ZM135 255H136V257H135ZM156 255L158 257H155ZM204 255H206L207 257ZM233 255H234V257H233ZM175 256H177V258L178 257L179 258L177 259ZM216 256H217V258H216ZM218 256H220V257H218ZM38 257H39V260H38ZM87 257L90 259H88ZM119 257H121L122 259ZM150 257H151V259L149 260ZM152 257H154L155 259ZM161 257L163 260L161 259ZM204 257H206L205 258L206 261L204 260ZM210 257L212 258L213 262L211 261ZM247 257H249V258L251 257L250 258L251 260H249V258H247ZM259 257H261V258H259ZM25 258L27 261L25 260ZM55 258L57 261H59V260L60 261L57 262L55 260ZM123 258H125V259H123ZM133 258L135 259V261ZM147 258H148V260L146 261ZM158 258H159V260H158ZM84 259H86V260H84ZM91 259H93V260L95 259L96 262H95V260H94V262H92L93 260L91 261ZM128 259H129V261L132 259V261L134 263H132V261L129 262ZM141 259L144 260V262H142ZM160 259L162 260V262H160L161 261ZM179 259L183 260V262ZM220 259L224 263L221 262ZM228 259H229V261H228ZM237 259L238 260L240 259V261H238ZM2 260H4V261H2ZM99 260H101V261H99ZM121 260L122 261L125 260L124 261L125 263L121 262ZM164 260H167V262H165ZM214 260H216L217 263L214 262ZM230 260H232V261H230ZM233 260H234V262H233ZM81 261H83V262H81ZM156 261H158L159 263L158 262L156 263ZM16 262H18V263H16ZM35 262H34V264H35ZM48 262H47V264H48ZM148 262H150V263H148ZM200 262H204V263H200ZM5 263H6V261H5ZM263 264H264V262H263Z\"/></svg>", "mask_w": 264, "mask_h": 264}, {"label": "bare ground", "instance_id": "bare-ground-1", "mask_svg": "<svg viewBox=\"0 0 264 264\" xmlns=\"http://www.w3.org/2000/svg\"><path fill=\"white\" fill-rule=\"evenodd\" d=\"M168 1H169V0H168ZM171 1H172V0H171ZM171 1H170V2H171ZM175 1H176V0H175ZM166 2H167V1H166ZM180 2H181V1H180ZM180 2H179V3L177 2L176 4H180ZM263 3H264V2H263ZM182 4H183V2H182ZM184 4H185V3H184ZM184 4H183V5H184ZM165 5H166V3H165ZM263 5H264V4H263ZM167 6H168V3H167ZM174 6H175V4H174ZM179 6H181V5H179ZM168 7H169V6H168ZM263 7H264V6H263ZM172 8H173V5H172ZM263 9H264V8H263ZM252 11H253V10H252ZM255 12H256V11H255ZM261 12H262V11H261ZM257 14H258V13H257ZM252 15H253V14H252ZM254 15H255V13H254ZM254 15H253V16H254ZM257 16H259V15H257ZM263 16H264V15H263ZM249 17H250V15L248 16V19H249ZM254 17H255V16H254ZM259 18H260V17H259ZM245 19H246V21L248 20L247 17H246ZM251 20H252V19H251ZM255 20H256V19H255ZM246 21H245V22H246ZM252 21L254 22V20H252ZM252 21H251V22H252ZM238 22H239V21H238ZM242 22H243V21H242ZM245 22H244V23H245ZM255 22H256V24H257V23H260V24H261V22L263 23V22H264V17H263L262 19L260 18V19L258 20V22H257V21H255ZM246 23H247V22H246ZM237 24H238V23H237ZM240 24H241V23H240ZM263 24H264V23H263ZM253 25H254V23H253ZM258 25H259V24H258ZM79 26H80V25H79ZM242 26H244V25H241V27H242ZM246 26H247V25H246ZM259 26H260V25H259ZM237 27H238V25H237ZM237 27H236V28H237ZM239 27H240V25H239ZM244 27H245V26H244ZM244 27H243V28H244ZM250 28H251V27H250ZM254 28H256L255 25H254ZM257 28H258V27H257ZM239 29H240V28H239ZM231 30H232V29H231ZM243 30H244V29H243ZM243 30H242V31H243ZM251 30H253V29L251 28ZM179 31H180V30H179ZM181 31H182V29H181ZM242 31H241V32H242ZM261 31H262V30H261ZM187 32H188V31H187ZM234 32H235V30H234L232 33H234ZM239 32H240V31H239ZM239 32H238V33H239ZM49 33H50V32H49ZM177 33H178V32H177ZM183 33H185V31H184ZM232 33H231V34H232ZM253 33H254V31H253ZM51 34H52V32H51ZM234 34H235V33H234ZM234 34H233V35H234ZM239 34H241V33H239ZM45 35H46V34H45ZM47 35H48V34H47ZM180 35H181V34H180ZM180 35H179V36H180ZM236 35H237V34H236ZM53 36H54V34H53ZM228 36H229V37H227V38H230V35H228ZM238 36H239V35H238ZM238 36H235V37H238ZM255 36H256V34H255ZM235 37H234V38H235ZM249 37H251V36H249ZM257 37H258V39H257ZM257 37H254V38L257 39V41H259L260 43H263V44H264V32L259 33ZM41 38H42V37H41ZM231 38H232V37H231ZM240 38H241V37H239V39H240ZM251 38H252V37H251ZM239 39H238V40H239ZM245 39H246V38H245ZM249 39H250V38H249ZM249 39H248V40H249ZM47 40H49V39H47ZM229 40H230V39H229ZM231 40L233 41L234 39L232 38ZM246 40H247V39H246ZM252 40H253V39H252ZM43 41H44V40H43ZM49 41H50V40H49ZM227 41H228V40H227ZM236 41H237V39H236L234 42H236ZM253 41H254V40H253ZM44 42H46V41H44ZM248 42H249V41H248ZM230 43H231V42H230ZM230 43H229V44H230ZM245 43H246V42H245ZM251 43H252V42H251ZM254 43H256V41H254ZM257 43H258V42H257ZM47 44H48V43H47ZM263 44H262V45H263ZM248 45H249V44H248ZM227 46H228V45H227ZM227 46H226V48L229 49L230 47H229V46L227 47ZM234 46H235V45H234ZM251 46H252V44H251ZM231 47H233V46H231ZM159 48H160V47H159ZM223 48H225V47H223ZM257 48H258V47H257ZM262 48H263V47H262ZM227 49H225V51H226ZM230 49H231V48H230ZM230 49H229V51H227V52L224 51L226 54L223 53L225 56H224V55H221L223 58L220 59L219 62L217 61V59H216L215 61L213 60V62H215V64H216V63H220V61H222V60L225 61L226 59H224V57H225V58L227 57V59H228V56L230 55V52H232V50L230 51ZM254 49H255V48H254ZM233 50H234V47H233ZM176 51H177V50H176ZM256 51H258V50L256 49L255 52H256ZM238 52H239V51H238ZM263 52H264V51H263ZM155 53H156V52H155ZM155 53H153V54H155ZM157 53H158V52H157ZM157 53H156V54H157ZM220 53H221V52H220ZM220 53H219V54H220ZM236 53H237V52H236ZM258 53H259V52H257V54H258ZM120 54H121V53H120ZM177 54H178V53H177ZM241 54L243 55L244 53L242 52ZM246 54H247V53H246ZM151 55H152V54H151ZM174 55H176V54H174ZM232 55H234V54H232ZM248 55H249V54H248ZM260 55H261V54H260ZM263 55H264V54H263ZM117 56H119V54H118ZM152 56H153V55H152ZM152 56H151V57H152ZM158 56H159V55H157V57H158ZM164 56H165V55H164ZM164 56H163V58H164ZM214 56H215V54H214ZM219 56H220V55H219ZM221 56H220V57H221ZM234 56H235V55H234ZM238 56H239V55H238ZM238 56H237V57H238ZM256 56H257V55H256ZM115 57H116V56H115ZM155 57H156V56H155ZM160 57H161V55H160ZM175 57H176V56H175ZM231 57H232V56H231ZM239 57H240V56H239ZM244 57H246V56H244ZM248 57H249V56H248ZM258 57H259V56H258ZM172 58H173V57H172ZM213 58H214V57H213ZM217 58H218V57H217ZM149 59H150V58H149ZM149 59H148V60H149ZM161 59H162V58H161ZM176 59H178V58L176 57ZM218 59H219V58H218ZM229 59H230V57H229ZM263 59H264V58H263ZM114 60H115V59H114ZM172 60H173V59H172ZM260 60H261V59H260ZM111 61H112V60H111ZM166 61H167V60H166ZM170 61H171V60H170ZM178 61H179V60H178ZM210 61H211V60H210ZM210 61H207V62L209 63ZM224 61H223V62H224ZM227 61H228V60H227ZM147 62H148V61H147ZM150 62H151V61H150ZM172 62H173V61H172ZM251 62H252V60H251ZM253 62H254V61H253ZM253 62H252V63H253ZM115 63H116V61H115ZM152 63H153V62H152ZM254 63H255V62H254ZM254 63H253V65H252V64L250 65V68L253 66V68H251V70H252V69L254 70V68L256 67ZM11 64H12V63H11ZM111 64H112V63H111ZM144 64H145V63H144ZM210 64H213V63H212V62L209 63L208 66H209ZM12 65H13V64H12ZM15 65H16V64L14 63V66H15ZM116 65H117V64H116ZM116 65H115V66H116ZM174 65H175V64H174ZM225 65H226V64H225ZM225 65H224V66H225ZM113 66H114V65H113ZM117 66H118V65H117ZM119 66H120V65H119ZM168 66H169V65H168ZM208 66H205V67H208ZM213 66H214V65H213ZM213 66H212V68H213ZM26 67L28 68V66H26ZM135 67H136V66H135ZM137 67H138V66H137ZM149 67H150V66H149ZM157 67H158V66H157ZM159 67H160V65H159ZM205 67H204V68H205ZM222 67H223V65H222ZM222 67H221V68H222ZM31 68H32V66H31ZM155 68H156V67H155ZM8 69L10 70V69H11V66H9V68H8V66H7V71H8ZM24 69H25V67H24ZM116 69H117V67H116ZM131 69H132V67H131ZM131 69H130V70H131ZM133 69H135V68H133ZM147 69H148V68H147ZM157 69H158V68H157ZM12 70H13V68H12ZM29 70H30V69H29ZM121 70H122V69H121ZM153 70H154V69H153ZM155 70H156V69H155ZM158 70H160V68H159ZM173 70H174V69H173ZM207 70H209V69H207ZM118 71H119V70L117 69L115 72H118ZM140 71H142V70H140ZM151 71H152V70H151ZM160 71H161V70H160ZM163 71H164V70H163ZM179 71H180V70H179ZM179 71H178V73H179ZM32 72H33V71H32ZM119 72H120V71H119ZM133 72H135V71H133ZM155 72H156V71H155ZM165 72H166V70H165ZM176 72H177V69H176ZM10 73H11V70H10ZM158 73H159V72H158ZM165 74H166V73H165ZM10 75H12V74H10ZM14 75H15V74H14ZM14 75H13L12 79L14 78ZM152 75H153V74H152ZM158 75H159V74H158ZM163 75H164V73H163ZM167 75H168V74H167ZM171 75H172V74H171ZM173 75H174V74H173ZM173 75H172V76H173ZM147 76H148V75H147ZM150 76H151V75H150ZM153 76H154V75H153ZM159 76H162V75H159ZM179 76H180V75H179ZM162 77H163V76H162ZM169 77H170V76H169ZM0 78H1V77H0ZM149 78H150V77H149ZM156 78H157V77H156ZM183 79H184V78H183ZM27 80H28V79H27ZM27 80H25V81H27ZM164 80H165V79H164ZM167 80H168V79H167ZM177 80H180V79H177ZM184 80H185V79H184ZM160 81H161V80H160ZM162 81H163V79H162ZM182 81H183V80H182ZM189 81H190V80H189ZM1 82L3 83V81H1ZM6 82H7V81H6ZM6 82H5V83H6ZM16 82H17V81H16ZM18 82L23 83L22 80H20V81H18ZM30 82H31V81H30ZM156 82H157V81H156ZM7 83H8V82H7ZM147 83H148V82H147ZM147 83H146V84H147ZM163 83H164V82H163ZM166 83H167V82H166ZM16 84H19V85H20V83H16ZM24 84H25V82H24ZM31 84H32V83H31ZM31 84H29V85L31 86ZM120 84H121V83H120ZM124 84H125V83H123V87H124ZM126 84H127V83H126ZM152 84H153V83H152ZM256 84H257V83H256ZM6 85H8V84H5V87H6V90H7V91H4L5 89L3 90L5 96L7 95L6 93L9 92L7 88H9L8 86H10V84H9L8 86H6ZM21 85H22V84H21ZM29 85H28V86H29ZM116 85H117V84H116ZM131 85H132V84H131ZM139 85H140V84H139ZM139 85H138V86H139ZM142 85H143V84H142ZM147 85H148V84H147ZM258 85H259V83H258ZM11 86H12V85H11ZM16 86H18V85H16ZM128 86H129V85H128ZM262 86H263V85H262ZM0 87H1V86H0ZM12 87L14 88L15 86H12ZM23 87H25V86H23ZM23 87H22V88H23ZM118 87H119V86H118ZM118 87H117V88H118ZM145 87H147V86L145 85ZM160 87H161V86H160ZM15 88H17V87H15ZM15 88H14V91L16 90ZM19 88H21V87H19ZM29 88H30V87H29ZM33 88H34V87H33ZM59 88H60V87H59ZM257 88H258V90H259V89H260V90L262 89L261 86H259V87H257ZM9 89H10V90H13L12 88H9ZM27 89H28V87H27ZM64 89H65V88H64ZM112 89H113V88H112ZM119 89H120V88H119ZM140 89H141V88H140ZM140 89H139V90H140ZM145 89H146V88H145ZM253 89H254V88H253ZM23 90H25V89H22V93H23ZM31 90H32V89H31ZM66 90H68V89H66ZM113 90H114V89H113ZM117 90H118V89H117ZM146 90H147V89H146ZM146 90H145V91H146ZM263 90H264V89H263ZM18 91H19V90H18ZM27 91H28V90H27ZM33 91H34V90H33ZM60 91H62V89L59 90V92H60ZM64 91H65V90H64ZM106 91H107V90H106ZM149 91H150V90H149ZM159 91H160V90H159ZM159 91H158V92H159ZM164 91H165V89H164ZM168 91H169V90H168ZM5 92H6V93H5ZM10 92H11V91H10ZM20 92H21V89H20ZM25 92H26V91H25ZM29 92H30V91H28V93H29ZM31 92H32V91H31ZM31 92H30V93H31ZM40 92H41V91H40V89H39V93H40ZM45 92H46V91H45ZM67 92H68V91H67ZM67 92L65 93L66 95H67ZM113 92H114V91H113ZM141 92H142V91H141ZM147 92H148V91H147ZM147 92H146V93H147ZM165 92H166V91H165ZM201 92H203V91H201ZM204 92H205V91H204ZM261 92H262V91H261ZM1 93H2V90H1V92H0V95H3V94H1ZM16 93H17V91H16ZM41 93H42V92H41ZM43 93H44V92H43ZM80 93H81V94H82V93H86V91H84V92H80ZM80 93H79V94H80ZM137 93H138V92H137ZM137 93H136V95H137ZM148 93H149V92H148ZM160 93H161V92H160ZM160 93H159V94H160ZM169 93H170V92H169ZM183 93H184V92H183ZM191 93H192V92H191ZM221 93H223V91H222ZM245 93H246V92H245ZM17 94H18V93H17ZM26 94H27V93H25V95H26ZM56 94L58 95L59 93L56 92ZM61 94L64 95L63 91L61 92ZM61 94H60V96H61ZM79 94H75V95H79ZM163 94H164V93H163ZM181 94H182V93H181ZM192 94H193V93H192ZM217 94H218V93H217ZM247 94H248V93H247ZM247 94H246V95H247ZM259 94H260V93H259ZM262 94H264V93H262ZM4 95H3V96H4ZM8 95H10V94H8ZM11 95H12V93H11ZM18 95H20V94H18ZM33 95H36V93H33ZM41 95H42V94H40V96H41ZM44 95H45V93H44ZM54 95H55V94H54ZM54 95H53V96H54ZM57 95H55V98H60L59 96L57 97ZM75 95H74V96H75ZM82 95H83V94H82ZM119 95H120V94H119ZM122 95H123V94H122ZM141 95H142V93H141ZM143 95H145V94H143ZM143 95H142V97H144ZM150 95H151V94H150ZM161 95H162V94H161ZM165 95H168V94L165 93ZM215 95H216V94H215ZM241 95H242V94H241ZM246 95H245V96H246ZM248 95H249V94H248ZM254 95H255V94H254ZM3 96H2V100H3L2 103H6L7 100L4 98L5 96H4V97H3ZM31 96H32V94H31ZM31 96H30V97H31ZM74 96H73V97H74ZM139 96H140V95H138V97H139ZM180 96H182V95H180ZM222 96H223V95L221 94V97H222ZM252 96H253V95H251L250 97H252ZM257 96H258V95H257ZM9 97H11V96H8V97L6 96L7 99H8ZM32 97H33V96H32ZM34 97H35V96H34ZM51 97H52V96H51ZM63 97H64V96H63ZM70 97H71V98H70ZM76 97H77V96H76ZM79 97L81 98V96H79ZM79 97H78V98H79ZM110 97H111V96H109V97H107V98H110ZM126 97H127V96H126ZM150 97H151V96H150ZM160 97H161V96H160ZM163 97H164V96H163ZM183 97H184V96H182V98H183ZM217 97H218V96H217ZM221 97H220V98H221ZM241 97H242V96H241ZM241 97H240V99H241ZM260 97H261V96H260ZM3 98H4L6 101H4ZM25 98H27V97H25ZM25 98H23V99H25ZM53 98H54V97H53ZM65 98H66V97H65ZM65 98H64L63 100H66ZM69 98L72 99V96H69ZM69 98H68V99H69ZM100 98H102V97H100ZM113 98H114V97H113ZM147 98H148V97H147ZM151 98H152V97H151ZM184 98H185V97H184ZM184 98H183V100H184ZM238 98H239V97H238ZM246 98H248V97H246ZM0 99H1V98H0ZM9 99H10V98H9ZM9 99H8V100H9ZM27 99H28V98H27ZM34 99H35V98H34ZM40 99H41V98H39V100H40ZM47 99H50V98H47ZM115 99H116V98H115ZM119 99H120V98H119ZM134 99H137V97L135 96ZM154 99H155V98H154ZM157 99H158V98H157ZM161 99H162V98H161ZM179 99H180V98H179ZM215 99H216V98H215ZM217 99H218V98H217ZM217 99H216V100H217ZM25 100H26V99H25ZM59 100H60V99H59ZM59 100H58V101H59ZM63 100H62V102H64ZM77 100H78V99H77ZM85 100H86V99H85ZM97 100H98V99H97ZM143 100H145V99H143ZM146 100H147V99H146ZM148 100H150V99H148ZM148 100H147V101H148ZM152 100H153V99H152ZM180 100H181V99H180ZM251 100H252V99H251ZM16 101H18V100H16ZM22 101H23V100H22ZM36 101H37V99H36ZM51 101H52V100L50 99V102H51ZM53 101H55V100L53 99ZM68 101L70 102V100H68ZM71 101H72V100H71ZM74 101H76V100L74 99ZM134 101H136V100H134ZM147 101H146V102H147ZM168 101H169V100H168ZM168 101H167L166 103H168ZM219 101H220V100L218 99V103H219ZM244 101H245V100H244ZM246 101H247V99H246ZM257 101H258V99H257ZM0 102H1V101H0ZM50 102H49V103H50ZM59 102H61V101H59ZM88 102H89V101H88ZM100 102H101V100H100ZM140 102H141V101H140ZM154 102H155V101H154ZM163 102H165V101H163ZM241 102H243V101L241 100ZM247 102H248V101H247ZM2 103H0V104L3 105ZM17 103H18V102H17ZM17 103H15V104H17ZM33 103H34V102H33ZM56 103H58V102H56ZM64 103H67V102L65 101ZM111 103H112V102H111ZM118 103H119V102H118ZM130 103H132V102H130ZM135 103H137V102H135ZM156 103H159V102H156ZM160 103H161V102H160ZM177 103H179V101H178ZM215 103H216V102H215ZM218 103H217V104H218ZM239 103H240V102H239ZM244 103H246V102H244ZM244 103H240V105L243 106ZM249 103H250V102H249ZM249 103H248V104H249ZM253 103H254V102H253ZM18 104H20V103H18ZM124 104H125V103H124ZM124 104H123V105H124ZM132 104H133V103H132ZM138 104H139V103H138ZM138 104H137V106H138ZM141 104H142V103H141ZM143 104H144V102H143ZM143 104H142V105H143ZM227 104H228V103H227ZM229 104H230V103H229ZM234 104H235V103H234ZM251 104H252V103H250V105H251ZM12 105H13V104H12ZM12 105H9V106L12 107ZM20 105H21V104H20ZM50 105H51V104H50ZM53 105H54V104H53ZM59 105H60V104H59ZM73 105L76 106L77 104L75 103V104H73ZM78 105H79V104H78ZM96 105H97V104H96ZM102 105H103V104H102ZM107 105H108V104H107ZM109 105H110V104H109ZM114 105H115V104H114ZM120 105H122V104H120ZM120 105H119V106H120ZM127 105H128V104H127ZM130 105H131V104H130ZM133 105H134V104H133ZM142 105H140V106H142ZM150 105H151V104H150ZM157 105H158V104H157ZM213 105H214V104H213ZM219 105H220V103H219ZM231 105H232V104H231ZM245 105H246V104H245ZM13 106H14V105H13ZM17 106H19V105H16V107H17ZM51 106H52V105H51ZM54 106H55V105H54ZM66 106H67V105H66ZM119 106H117V107H119ZM134 106H135V105H134ZM146 106H147V105H146ZM160 106H161V105H160ZM178 106H179V105H178ZM222 106H225V105L223 104ZM7 107H8V106H7ZM20 107H21V106H20ZM23 107L26 108L27 106L25 107V106H24V103H23ZM41 107H42V106H41ZM48 107H49V106H48ZM78 107H79V106H78ZM93 107H94V106H93ZM109 107H110V106H109ZM123 107H125V106H123ZM123 107H122V110H123V109L125 110V108H123ZM144 107H145V106H144ZM157 107H159V106H157ZM220 107H221V106H220ZM225 107H227V106H225ZM233 107H236V106L234 105ZM246 107H247V106H246ZM246 107H244V108H245L244 113H245V111L247 110ZM252 107H254L252 110H254V109L257 108V107L255 108V106H253V105H252ZM252 107H251V108H252ZM1 108H2V107H1ZM27 108H28V107H27ZM27 108H26V109H27ZM55 108H56V107H55ZM58 108H60V107H58ZM70 108H71V107H70ZM106 108H107V107H106ZM129 108H130V110H131L132 106L129 107ZM166 108H167V107H166ZM248 108H249V107H248ZM5 109H6V108H5ZM10 109H11V108H10ZM13 109L15 110V106L13 107ZM13 109H12V110H13ZM17 109H18V108H17ZM17 109L15 110V112L19 114L20 110L17 112ZM21 109H22V108H21ZM31 109H32V107H31ZM47 109H48V108H47ZM98 109H99V108H98ZM100 109H101V108H100ZM115 109H117V108H115ZM127 109H128V107H127ZM136 109H137V108H135V110H136ZM138 109H140V108L138 107ZM156 109H157V108H156ZM159 109H160V108H159ZM159 109H157V110L159 111ZM186 109H187V108H186ZM196 109H197V108H196ZM199 109H201V108H199ZM203 109H204V108H203ZM221 109H222V108H221ZM226 109H227V108H226ZM240 109H242V108H240ZM240 109H239V110H240ZM0 110H2V109H0ZM12 110H11V112H12ZM22 110H23V109H22ZM34 110H35V109H34ZM76 110H77V109H76ZM102 110H103V109H102ZM107 110H108V108H107ZM119 110H120V108H119ZM133 110H134V109H133ZM145 110H146V108H145ZM157 110H156V111H157ZM162 110H164V108H163ZM166 110H167V109H166ZM188 110H189V108H188ZM236 110H238V109H236ZM239 110H238V111H239ZM7 111H9V110H7ZM43 111H44V110H43ZM43 111H42V112H43ZM63 111H64V110H63ZM88 111H89V110H88ZM105 111H106V110H105ZM112 111H113V109H112ZM116 111H117V110H116ZM138 111H139V110H138ZM138 111H136V112H138ZM148 111H149V110H148ZM156 111H154V112L156 113ZM160 111H161V110H160ZM164 111H165V110H164ZM223 111H224V109H223ZM230 111H231V110H230ZM230 111H229V112H230ZM0 112H1V111H0ZM34 112H36V111H34ZM127 112H129V110H127ZM127 112H126V111H120L119 114L116 113L118 116H117V117L114 116V117L111 118L109 121H107L106 126H105V129L103 128L104 130L102 131V133L99 134V136H98V135H97V136L95 135V133H96L95 131H94L95 133L92 132V131H90V132L93 133L92 135H95V137H93V138L91 137V138H92L91 143H92V145L95 144V146L97 145V147H98V148L96 149V150H97L96 152H94V153L92 152L95 156H96V154L100 153V151H102V150H104V149H105V151H106V150H107V149H106L107 146L109 147L110 145H112L111 140H114V141L119 142V141H121V139H119V138H120L121 136H125L126 134L128 135V136H127V135H126V136H127V137H130V138H131V137H135V136H140V137H142L141 135H143V132H144V131L141 130V129H143V128H139V125H138V124L140 123V120L137 121V122H134L133 117H132V118H128V115L130 114L131 111L129 112V114H128ZM143 112H144V111H143ZM227 112H228V111H227ZM235 112H237V111H235ZM240 112H241V111H240ZM247 112H248V111H247ZM9 113H10V111H9ZM9 113H7V114H9ZM12 113H14V111H13ZM12 113H11L10 115H13ZM20 113H21V112H20ZM24 113H25V112H24ZM24 113H23V114H24ZM30 113H31V111H30ZM49 113H50V112H49ZM76 113H77V112H76ZM97 113H100V112H97ZM134 113H135V112H134ZM147 113H148V112H147ZM231 113H232V111H231ZM237 113H238V112H237ZM244 113H243V114H244ZM18 114H17V115H18ZM34 114H35V113H34ZM34 114H33V115H34ZM39 114H40V113H39ZM79 114H80V113H79ZM91 114H92V113H91ZM94 114H95V113H94ZM94 114H93V115H94ZM112 114H113V113H112ZM136 114H137V113H136ZM144 114H146V113H144ZM150 114L153 115L154 113L152 114V112L149 111L148 116H147L148 119H149ZM160 114H161V112H160ZM228 114H229V113H228ZM240 114H241V113H240ZM240 114H239V115H240ZM249 114H250V113H249ZM249 114L247 113L246 115H249ZM1 115H2V114H1ZM25 115H26V113H25ZM37 115H38V113H37ZM140 115L142 116V114H140ZM140 115H139V116H140ZM218 115H219V114H218ZM218 115H217V116H218ZM235 115H236V114H235ZM239 115H237V116H239ZM254 115H255V114H254ZM15 116H16V114H15ZM22 116H23V115H22ZM27 116H28V115H27ZM27 116H25V117H27ZM29 116H30V115H29ZM35 116H36V115H35ZM39 116H40V115H39ZM77 116H78V115H77ZM96 116H97V115H96ZM96 116H95V117H96ZM111 116H113V115H111ZM217 116H216V117H217ZM221 116H222V115H221ZM237 116H236V117H237ZM242 116H243V115H242ZM244 116H245V115H244ZM18 117H19V115H18L16 118L18 119ZM30 117H32V116H30ZM40 117H41V116H40ZM85 117H86V116H85ZM88 117H89V116H88ZM143 117H144V116H143ZM239 117L241 118V116H239ZM11 118H12V117H11ZM33 118H34V116H33ZM92 118H93V117H92ZM231 118H232V117H231ZM1 119H2V118H1ZM1 119H0V123L3 122V121L1 122ZM3 119H4V118H3ZM9 119H10V118H9ZM12 119L15 120L14 117H13ZM19 119H20V118H19ZM29 119H30V118H29ZM34 119H36V118H34ZM41 119H42V117H41ZM217 119H218V117H217ZM237 119H239V118H237ZM245 119H246V118H245ZM249 119H250V118H249ZM5 120H6V119H5ZM20 120H21V119H20ZM27 120H28V119L26 118L25 122H26ZM39 120H40V119H39ZM98 120H99V118H98ZM146 120H147V119H146ZM151 120H152V119H151ZM201 120H202V119L200 118L199 121H201ZM219 120H220V119H219ZM15 121H16V120H15ZM15 121H14V123H15ZM30 121H31V120H30ZM30 121H29V122H30ZM32 121L34 122L33 119H32ZM32 121H31V123H32ZM70 121H71V120H70ZM81 121H82V120H81ZM85 121H87V120H84V122H85ZM142 121H143V120H142ZM147 121H148V120H147ZM147 121H146V122H147ZM153 121H154V119H153ZM153 121H152V122H153ZM175 121H176V120H175ZM199 121H198V122H199ZM202 121H203V120H202ZM202 121H201V122H202ZM215 121H216V120H215ZM231 121H233V120H231ZM239 121H240V120H239ZM242 121H243V118H242ZM245 121H246V120H245ZM4 122H5V121H4ZM6 122H7V121H6ZM6 122H5V123H6ZM9 122L11 123V122H13V120L11 121V119H10ZM21 122H22V121H21ZM37 122H38V121H37ZM37 122H36V125L38 124ZM41 122H42V120H41ZM88 122H89V121H88ZM148 122H149V121H148ZM148 122H147V123H148ZM162 122H163V121H162ZM198 122H197V123H198ZM201 122H200V123H201ZM5 123H4V125H6ZM14 123H13V124H14ZM16 123H18V122H16ZM31 123H30V125H31ZM34 123H35V122H34ZM71 123H72V122H71ZM94 123H95V122H94ZM208 123H209V122H208ZM211 123H212V122H211ZM213 123H214V122H213ZM219 123H220V122H219ZM219 123H218V124H219ZM244 123H245V122H244ZM8 124H9V123H8ZM19 124H20V123H19ZM24 124H26V123H24ZM28 124H29V123H28ZM28 124H27L26 126H22V127H27ZM40 124H41V123H40ZM49 124H50V123H49ZM101 124H102V123H101ZM142 124H144V121H143ZM163 124H164V123H163ZM167 124H168V122H167ZM189 124H193V123H189ZM205 124H206V123H205ZM218 124H216V125H218ZM221 124H222V123H221ZM258 124H259V123H258ZM4 125L2 124V126L5 128ZM17 125H18V124H17ZM32 125H33V124H32ZM34 125H35V124H34ZM34 125H33V126H34ZM72 125H73V124H72ZM72 125H71V127H72ZM77 125H78V124H77ZM89 125H90V124H89ZM95 125H97V124H95ZM95 125H94V126H95ZM147 125H148V124H147ZM168 125H169V124H168ZM194 125H195V123H194ZM200 125H201V124H200ZM209 125H210V124H209ZM0 126H1V125H0ZM8 126H9V125H8ZM10 126H12V125H10ZM13 126H14V125H13ZM19 126H21V125H18V127H19ZM46 126H47V125H46ZM46 126H45V127H46ZM66 126H67V125H66ZM98 126H99V125H98ZM141 126H142V125H141ZM165 126H166V124H165ZM176 126H177V125H176ZM182 126H184V125L182 124ZM185 126H186V125H185ZM204 126H205V125H204ZM206 126H207V125H206ZM206 126H205V127H206ZM233 126H234V125H233ZM250 126H251V125H250ZM15 127H16V124H15ZM15 127H14V128H15ZM34 127H35V126H34ZM37 127H39V126L37 125ZM42 127H43V125H42ZM68 127H69V126H68ZM81 127H83V126H81ZM91 127H92V126H91ZM161 127H162V126H161ZM179 127H180V126H179ZM205 127H204V128H205ZM0 128H2V127H0ZM6 128H7V127H6ZM16 128H17V127H16ZM29 128H30V127H29ZM40 128H41V127H40ZM79 128H80V127H79ZM84 128H85V127H84ZM164 128H165V127H164ZM167 128H168V126H167ZM182 128H183V127H182ZM189 128H190V127H189ZM189 128H188V129H189ZM195 128H196V127H195ZM206 128H207V127H206ZM209 128H210V127H209ZM220 128H221V127H220ZM230 128L232 129V127H230ZM12 129H13V128H12ZM12 129H10V131H11ZM22 129H25V128H21V130L19 129V131H22ZM31 129H32V128H31ZM31 129L28 130V127H27V129H25V130H27V132H29V131L31 132ZM36 129H37V128H36ZM38 129H39V128H38ZM51 129H52V127H51ZM60 129H61V128H60ZM75 129H76V128H75ZM93 129H94V127H93ZM97 129H100V128H97ZM177 129H178V128H177ZM179 129H180V128H179ZM185 129H186V127H185ZM212 129H213V128H212ZM233 129H234V128H233ZM2 130H3V129H2ZM15 130H16V129H15ZM47 130H48V129H47ZM72 130H73V129H72ZM76 130H77V129H76ZM76 130H75V131H76ZM83 130H84V129H83ZM86 130H87V129H86ZM167 130H168V129H167ZM167 130H165V131H167ZM174 130H175V129H174ZM181 130H183V129H181ZM197 130H199V129H197ZM202 130H205V129H202ZM207 130L210 132V129H207ZM226 130H227V128H226ZM229 130H230V129H229ZM6 131H8V129H7ZM19 131H18V132H19ZM23 131H24V130H23ZM36 131L38 132L39 130H35V132H36ZM41 131H42V130H41ZM52 131H53V130H52ZM60 131H61V130H60ZM175 131L177 132V130H175ZM199 131H200V130H199ZM233 131H234V130H233ZM1 132H2V131H1ZM15 132H17V131H15ZM35 132H34V133H35ZM86 132H87V131H86ZM100 132H101V131H100ZM163 132H164V130L162 131V133H163ZM180 132H181V131H180ZM197 132H198V131H197ZM197 132H195L196 135H197ZM205 132H207V131H205ZM231 132H232V131H231ZM19 133H20V132H19ZM21 133H22V132H21ZM21 133H20V134H21ZM25 133H26V132H25ZM57 133H58V132H57ZM71 133H73V132H71ZM82 133H83V132H82ZM82 133H81V134H82ZM144 133H145V132H144ZM150 133H151V131H150ZM160 133H161V132H160ZM166 133L168 134V133H170V131H169V132H166ZM195 133H194V135H195ZM199 133H200V132H199ZM210 133H211V132H210ZM9 134H10V133H9ZM26 134H27V133H26ZM30 134H31V133H30ZM30 134H29V136H30ZM48 134H49V133H48ZM64 134H65V133H64ZM97 134H98V132H97ZM177 134H178V133H177ZM183 134H184V133H183ZM183 134H182V135H183ZM206 134H207V133H206ZM232 134H233V133H232ZM236 134H237V133H236ZM1 135H2V134H1ZM7 135H8V134H7ZM7 135H6V136H7ZM11 135H12V133H11ZM21 135H22V134H21ZM69 135H70V134H69ZM82 135H83V134H82ZM89 135H90V133H89ZM152 135H153V134H152ZM158 135H159V134H158ZM191 135H192V131H191ZM196 135H195V136H196ZM198 135H199V134H198ZM237 135H238V134H237ZM240 135H242V134H240ZM243 135H244V134H243ZM4 136H5V135H4ZM12 136H13V135H12ZM16 136H17V135H15L14 137H16ZM18 136H20V135H18ZM31 136H33V134H31ZM80 136H81V135H80ZM86 136H87V135H86ZM149 136H150V135H149ZM153 136H154V135H153ZM155 136H156V135H155ZM160 136L162 137V135H160ZM166 136H168V135H166ZM169 136H170V135H169ZM173 136H174V135H173ZM183 136H184V135H183ZM186 136H187V135H186ZM26 137H27V136H26ZM34 137H35V136H34ZM34 137H33V138H34ZM36 137H37V136H36ZM82 137H83V136H82ZM147 137H148V136H147ZM156 137H157V136H156ZM175 137H176V136H175ZM180 137H181V136H180ZM193 137H194V136H193ZM242 137H243V136H242ZM245 137H246V136H245ZM259 137H260V136H259ZM2 138H3V136H2ZM48 138H49V137H48ZM71 138H72V137H71ZM74 138H75V137H74ZM74 138H73V139H74ZM162 138H163V137H162ZM9 139H10V138H9ZM36 139H37V138H36ZM59 139H60V138H59ZM86 139H87V137H86ZM142 139H143V138H142ZM144 139H146V138H144ZM160 139H161V138H160ZM167 139H169V138H167ZM181 139H182V138H181ZM186 139H187V137H186ZM186 139H182V140H186ZM194 139H195V138H194ZM241 139H242V138H241ZM49 140H50V139H47V141H49ZM118 140H119V141H118ZM130 140H131V139H130ZM164 140H166V139H164ZM182 140H181V141H182ZM188 140H190V139H188ZM192 140H193V139H192ZM235 140H236V139H235ZM7 141H8V140H7ZM7 141H6V142H7ZM50 141H52V140H50ZM58 141H59V140H58ZM77 141H78V140H77ZM114 141H113V142H114ZM125 141H126V140H125ZM137 141H138V140H137ZM142 141H144V140H142ZM168 141H170V140H168ZM194 141H196V139H195ZM197 141H198V140H197ZM247 141H248V139H247ZM14 142H15V144L18 143V147L16 146L17 148H19V145H23V143H20V142H24V144H25V145H24L25 148H26L27 145H31V143H30V144H27V143H25V141H19V142L17 141V142H16L15 140H14V141L12 140V144H11V142H10V143L8 142V145L11 144L9 147H11V146L14 144ZM79 142H80V141H79ZM174 142H175V141H174ZM176 142H177V141H176ZM206 142H207V141H206ZM19 143H20V144H19ZM59 143H60V144H59ZM63 143H64V142H63ZM63 143H61V141L58 142V144H59L60 146H62ZM72 143H73V142H72ZM72 143H71V144H72ZM84 143H85V142H84ZM87 143H88V142H87ZM87 143H86V144H87ZM91 143L89 142V144H91ZM110 143H111V144H110ZM134 143H135V141H134ZM160 143H161V141H160ZM183 143H184V142H183ZM15 144H14V145H15ZM37 144H38V143H37ZM74 144H75V143H74ZM74 144H73V145H74ZM82 144H83V143H82ZM86 144H85V145H86ZM109 144H110V145H109ZM113 144H114V143H113ZM124 144H125V143H124ZM144 144H145V143H144ZM188 144H190V142H189ZM203 144H204V143H203ZM206 144H208V143H206ZM5 145H6V144H5ZM5 145H4V146H5ZM16 145H17V144H16ZM34 145H35V144H34ZM34 145H33V147H34ZM39 145H40V144H39ZM76 145H78V144L76 143ZM79 145H80V144H79ZM87 145H88V144H87ZM87 145H86V146H87ZM122 145H123V143H122ZM126 145H127V147L129 148V146H128L129 144H126ZM197 145H198V144H197ZM4 146L2 147L3 149H8V148H9V147H8V148H5ZM6 146H7V145H6ZM24 146H23V147H24ZM37 146H38V145H37ZM37 146H36V147H37ZM152 146H154V145H152ZM184 146H185V145H184ZM205 146H206V145H205ZM254 146H255V145H254ZM12 147H14V146H12ZM20 147H22V146H20ZM29 147H32V146H29ZM87 147H88V146H87ZM121 147H122V146H121ZM135 147H136V146H135ZM149 147H150V146H149ZM175 147H176V146H175ZM189 147H190V146H189ZM38 148L40 149L41 147L38 146ZM43 148H44V147H43ZM43 148H42V149H43ZM78 148H79V147H78ZM130 148H131V147H130ZM137 148H139V147H137ZM143 148H144V147H143ZM173 148H174V147H173ZM195 148H196V147H195ZM199 148H200V146H199ZM199 148H198V149H199ZM9 149H11V148H9ZM13 149H14V148H13ZM120 149H121V148H120ZM124 149H125V148H124ZM148 149H149V148H148ZM148 149H147V150H148ZM248 149H249V148H248ZM248 149H246V151H247ZM45 150L47 151L46 148H45ZM89 150H90V149H89ZM110 150H111V149H110ZM118 150H119V149H118ZM134 150H135V149H134ZM137 150H138V149H137ZM141 150H142V148H141ZM159 150H161V149H159ZM164 150H166V149H164ZM171 150H172V149H171ZM181 150H183V149H181ZM189 150H190V149H189ZM222 150H224V149H222ZM241 150H242V149H241ZM53 151H54V150H53ZM55 151H56V150H55ZM91 151H93V150H91ZM116 151H117V150H116ZM124 151H125V150H124ZM127 151H128V149H127ZM135 151H136V150H135ZM135 151H134V152H135ZM138 151H139V150H138ZM177 151H178V150H177ZM177 151H176V152H177ZM179 151H180V150H179ZM190 151H191V150H190ZM59 152H60V151H59ZM59 152H57V153H59ZM71 152H73V151H71ZM80 152H81V151H80ZM83 152H84V150H83ZM120 152H121V151H120ZM145 152H146V151H145ZM158 152H159V151H158ZM158 152L156 153V155L158 154ZM166 152H167V151H166ZM172 152H173V150H172ZM180 152H181V151H180ZM187 152H188V151H187ZM221 152H222V151H221ZM223 152H224V151H223ZM238 152H239V151H238ZM248 152H249V151H248ZM75 153H77L79 156H81L77 151H76ZM75 153H74V154H75ZM184 153H185V152H184ZM201 153H202V152H201ZM239 153H240V152H239ZM242 153H244V155L247 154V153H245L244 151H243ZM77 154H75V156H76ZM81 154H84V153H81ZM126 154H127V153H126ZM126 154H125V155H126ZM131 154H132V153H131ZM144 154H145V153H144ZM202 154H203V153H202ZM235 154H238V153H235ZM257 154H258V153H257ZM61 155H63V153H62ZM78 155H77V157H78ZM159 155H160V154H159ZM159 155H158V156H159ZM166 155H168V154H166ZM238 155H239V154H238ZM251 155H252V153H251ZM251 155H249V157H250ZM56 156H57V155H56ZM59 156H60V155L58 154V157H59ZM67 156H68V155H67ZM67 156H65V157H67ZM87 156H88V158H89L90 155H87ZM87 156H86V154H85V157H87ZM97 156H98V155H97ZM126 156H127V155H126ZM174 156H175V155H174ZM177 156H178V155H177ZM179 156H180V155H179ZM183 156H184V154H183ZM197 156H198V155H197ZM224 156H225V154H224ZM226 156H227V155H226ZM236 156H237V155H236ZM253 156H254V155H253ZM105 157H106V156H105ZM107 157H108V156H107ZM137 157H138V156H137ZM160 157H161V156H160ZM201 157H202V156H201ZM211 157H212V156H211ZM219 157H220V155H219ZM221 157H222V156H221ZM82 158H84V157H82ZM90 158L93 159L91 156H90ZM99 158H100V157H99ZM193 158H194V157H193ZM196 158H197V157H196ZM206 158H207V157H206ZM233 158H234V156H233ZM237 158H238V157H237ZM58 159H59V158H58ZM58 159H57V160H58ZM85 159H86V158H85ZM94 159H95V158H94ZM137 159H138V158H137ZM139 159H140V158H139ZM166 159H167V158H166ZM183 159H184V158H183ZM202 159H203V158H202ZM238 159H239V158H238ZM242 159H243V158H242ZM242 159H241V160H242ZM247 159H248V158H247ZM256 159H257V157H256ZM52 160H53V159H52ZM80 160H81V157H80ZM98 160H99V159H98ZM102 160H103V159H102ZM135 160H136V159H135ZM135 160H134V161H135ZM149 160H150V158H149ZM180 160H181V159H180ZM180 160H179V161H180ZM208 160H209V159H208ZM219 160H220V159H219ZM244 160H245V159H244ZM53 161H54V160H53ZM55 161H56V159H55ZM100 161H101V160H99V162H100ZM103 161H104V160H103ZM107 161H108V160H107ZM161 161H162V160H161ZM200 161H202V160H200ZM211 161H212V160H211ZM60 162H61V161H60ZM60 162H59V164H61ZM96 162H97V164L99 163L98 161H96ZM111 162L113 163V161H109L110 164H111ZM125 162H126V161H125ZM184 162H185V161H184ZM56 163H57V162H56ZM104 163H107V162L105 161ZM138 163H139V162H138ZM159 163H162V162H159ZM167 163H168V161H167ZM195 163H196V162H195ZM209 163H212V162H209ZM209 163H208V164H209ZM62 164H63V163H62ZM78 164H79V163H78ZM90 164H91V163H90ZM97 164H96V165H97ZM128 164H129V163H128ZM146 164H147V163H146ZM156 164H157V163H155V166H156ZM197 164H198V163H197ZM208 164H207V165H208ZM38 165H40V164H38ZM76 165H77V164H76ZM85 165H86V164H85ZM99 165L103 166L102 164H99ZM107 165H109V164L107 163ZM134 165H135V164H134ZM165 165H166V164H165ZM187 165H188V164H187ZM209 165H210V164H209ZM213 165H216V164H213ZM218 165H220V164H218ZM218 165H217V166H218ZM221 165H222V164H221ZM42 166H43V165H42ZM73 166H74V165H73ZM105 166H106V165H105ZM116 166H117V164H116L115 166H113V168L116 167ZM128 166H129V165H128ZM132 166H133V165H132ZM34 167H35V166H34ZM38 167H39V166H38ZM45 167H46V166H45ZM45 167H44V168H45ZM55 167H56V166H55ZM63 167H64V166H63ZM71 167H72V166H71ZM76 167H77V166H76ZM88 167H89V166H88ZM110 167H111V166H110ZM118 167H121V166H118ZM118 167H117V169H118ZM156 167L158 168L159 166H156ZM165 167H166V166H165ZM169 167H170V166H169ZM169 167H168V168H169ZM189 167H190V166H189ZM195 167L197 168V165H196ZM205 167H206V166H205ZM205 167H204V168H205ZM208 167H209V166H208ZM220 167H221V166H220ZM0 168H1V167H0ZM2 168H3V167H2ZM39 168H40V167H39ZM59 168H60V167H59ZM61 168H62V167H61ZM69 168H70V167H69ZM72 168H73V167H72ZM74 168H75V167H74ZM97 168H98V170H99L100 167L97 166L95 169H97ZM106 168H108V167H106ZM211 168H212V167H211ZM214 168H215V167H214ZM221 168H222V167H221ZM241 168H242V167H241ZM8 169H9V168H8ZM16 169H17V168H16ZM16 169H15V170H16ZM35 169H36V168H34L33 170H35ZM63 169H64V168H63ZM84 169H85V168H84ZM95 169H93L92 172H93ZM103 169H104V167H103ZM103 169H102V170L100 169V171H103ZM109 169H110V168H109ZM117 169H116V170H117ZM190 169H191V168H190ZM202 169H203V168H202ZM12 170H13V169H12ZM12 170H11V173H12ZM18 170H20L19 167H18ZM33 170H32V172H31L32 175H33V173H34ZM36 170H37V169H36ZM55 170H56V169H55ZM72 170H73V169H72ZM76 170H77V169H76ZM76 170H75V172H76ZM89 170H90V169H89ZM107 170H108V169H107ZM114 170H115V168H114ZM114 170H113V172H114ZM119 170H120V169H119ZM119 170H118V171H119ZM126 170H127V169H126ZM133 170H134V169H133ZM154 170H155V169H154ZM161 170H162V169H161ZM217 170H218V169H217ZM221 170H222V169H221ZM237 170H238V169H237ZM5 171H6V170H5ZM13 171H14V170H13ZM16 171H17V170H16ZM20 171H21V170H20ZM20 171H18V172H20ZM28 171H29V170H28ZM42 171H43V170H42ZM44 171H45V170H44ZM61 171H62V170H61ZM70 171H71V170H70ZM109 171H110V170H109ZM111 171H112V170H111ZM118 171H117V172H118ZM140 171H141V169H140ZM143 171H144V170H143ZM162 171H163V170H162ZM222 171H223V170H222ZM21 172H22V171H21ZM67 172H68V171H67ZM80 172H81V170H80ZM98 172H99V171H98ZM115 172H116V171H115ZM115 172H114V173H115ZM122 172H123V171H122ZM125 172H126V171H125ZM164 172H167V171L164 170ZM173 172H174V170H173ZM173 172H172V173H173ZM201 172H203V170H202ZM206 172H207V171H206ZM209 172H210V171H209ZM219 172H220V171H219ZM223 172H224V171H223ZM240 172H241V170H240ZM28 173H30V172H28ZM31 173H30V174H31ZM47 173H48V172H47ZM51 173L53 174V171H52ZM64 173H65V172H64ZM71 173H72V172H71ZM85 173H86V172H85ZM94 173H95V172H94ZM96 173H97V171H96ZM96 173H95V174H96ZM102 173H103V172H102ZM104 173H106V172H104ZM109 173H111V172H109ZM118 173H119V172H118ZM123 173H124V172H123ZM127 173H130V172L127 171ZM127 173H126V174H127ZM131 173H132V171H131ZM142 173H143V172H142ZM172 173H171V174H172ZM224 173H226V172H224ZM231 173H232V172H231ZM241 173H242V172H241ZM12 174H13V173H12ZM23 174H24V173H23ZM35 174H36V173H35ZM35 174H34V175H35ZM41 174H42V173H41ZM41 174H40V175H41ZM43 174H44V173H43ZM73 174H74V172H73ZM77 174H78V172H77ZM77 174H75V176H77ZM79 174H81V173H79ZM79 174H78V175H79ZM100 174H101V173H100ZM100 174H99V175H100ZM107 174H108V173H107ZM112 174H113V173H112ZM120 174H121V173H120ZM133 174H134V173H133ZM157 174H158V173H157ZM171 174H170V175H171ZM219 174H220V173H219ZM227 174H228V173H227ZM2 175H4V173H3ZM6 175H7V174H6ZM16 175H17V174H16ZM55 175H56V173H55ZM68 175H69V173H68ZM70 175H71V174H70ZM70 175H69V177H70ZM97 175H98V174H97ZM105 175H106V174H104V177H103V178H104V179L106 178V180H108V179H107L108 176L106 177ZM122 175H123V174H122ZM130 175H131V174H130ZM130 175H129V176H130ZM152 175H153V174H152ZM158 175H159V174H158ZM165 175H166V174H164L163 176H165ZM167 175H168V174H167ZM172 175H173V174H172ZM195 175H196V174H195ZM213 175H214V174H213ZM238 175H239V174H238ZM248 175H249V174H248ZM8 176H9V175H8ZM18 176H19V175H18ZM23 176H24V175H23ZM30 176H31V175H30ZM41 176H42V175H41ZM50 176H51V175H50ZM50 176H49V177H50ZM66 176H67V175H66ZM72 176H73V175H72ZM85 176H86V175H85ZM136 176H139V175L136 174ZM180 176H181V175H180ZM180 176H179V177H180ZM229 176H230V175H229ZM233 176H234V174H233ZM235 176H236V175H235ZM245 176H246V175H245ZM2 177H5V175L2 176ZM10 177L12 178V175H11ZM13 177H15V176L13 175ZM32 177H33V176H32ZM34 177H35V176H34ZM45 177H46V175H45ZM47 177H48V176H47ZM54 177H55V176H54ZM54 177H53V178H54ZM56 177H57V176H56ZM67 177H68V176H67ZM67 177H66V178H67ZM87 177H88V176H87ZM87 177H86V179H87ZM120 177L122 178V176H120ZM125 177H127V175H126ZM143 177H144V176H143ZM148 177H149V176H148ZM171 177H172V176H171ZM224 177H225V176H224ZM250 177H251V176H250ZM6 178H7V177H6ZM8 178H9V177H8ZM15 178H16V177H15ZM20 178H21V177H20ZM25 178H26V177H25ZM37 178H38V177H37ZM39 178H40V177H39ZM43 178H44V177H43ZM57 178L59 179V177H57ZM73 178H74V177H73ZM76 178H79V176L76 177ZM88 178H89V177H88ZM93 178H94V177H93ZM110 178H112V177L110 176ZM114 178H115V176H114ZM114 178H112V179L114 180ZM116 178H117V177H116ZM121 178H119V179H121ZM127 178H128V177H127ZM127 178H126L125 180H127ZM129 178H131V177H129ZM134 178H137V177H134ZM140 178H142V177L140 176ZM140 178H139V179L137 178V179H138L137 181H140ZM145 178H146V177H145ZM153 178H154V176H153ZM167 178H168V177H167ZM169 178H170V176H169ZM184 178H185V177H184ZM205 178H206V177H205ZM227 178H228V177H227ZM229 178H230V177H229ZM244 178H245V177H244ZM248 178H249V177H248ZM50 179H52V178H50ZM54 179H55V178H54ZM54 179H53V181H54ZM90 179H91V178H90ZM97 179H98V181H99V178H97ZM101 179H102V177H101ZM132 179H133V178H132ZM132 179H131V180H132ZM150 179H151V178L149 177V180H150ZM160 179H161V176H160ZM172 179H173V178H172ZM172 179H170V180H172ZM223 179H224V178H223ZM238 179H240V178H238ZM251 179H252V178H251ZM3 180H4V178L2 179V181H3ZM32 180H33V179H32ZM39 180H40V179H39ZM61 180H62V179H61ZM67 180H69V179L67 178ZM71 180H72V179H71ZM71 180H70V181H71ZM91 180H92V179H91ZM142 180H143V179H142ZM145 180H146V181H145ZM145 180H143V181H145V183H146V182H147V179H145ZM151 180H152V179H151ZM153 180H154V179H153ZM174 180H175V178H174ZM174 180H172V181H174ZM225 180H226V179H225ZM227 180H230V179H227ZM236 180H237V179H236ZM242 180H243V178H242ZM6 181H7V180H6ZM6 181H5V182H6ZM12 181H13V180H12ZM18 181H19V180H18ZM25 181H26V179H25ZM34 181H35V180H34ZM37 181H38V180H37ZM44 181H46V178H45ZM74 181H76V180H74ZM93 181H94V180H93ZM93 181H92V182H93ZM96 181H97V180H96ZM103 181H105V180H103ZM108 181H109V183H110L111 180H108ZM114 181H115V180H114ZM162 181H163V178H162ZM197 181H198V180H197ZM205 181H206V180H205ZM234 181H235V180H234ZM238 181H240V180H238ZM238 181H237V183H238ZM257 181H258V180H257ZM0 182H1V181H0ZM7 182H8V181H7ZM14 182H15V180H14ZM22 182H23V181H22ZM27 182H29V178H28ZM32 182H33V181H32ZM32 182H30V183H32ZM47 182H48V181H47ZM57 182H58V181H57ZM64 182H65V181H64ZM68 182H69V181H68ZM71 182H72V181H71ZM79 182H80V179H79ZM115 182H117V181H115ZM115 182L113 183V186H115L116 184L118 185V183H115ZM125 182H126V181H125ZM129 182H130V180H129ZM132 182H133V181H132ZM132 182H130V183H132ZM158 182H159V181H158ZM168 182H169V181H168ZM178 182H180V181L178 180ZM12 183H13V182H12ZM12 183H11V184H12ZM15 183H16V182H15ZM24 183H26V182H24ZM24 183H22V184H24ZM36 183L38 184V182H36ZM44 183H45V182H44ZM48 183H49V182H48ZM55 183H56V182H55ZM81 183H84V182L81 181ZM93 183H94V182H93ZM105 183L107 184V182H105ZM109 183H108L107 185H109ZM111 183H112V182H111ZM120 183H121V182H120ZM127 183H128V182H127ZM130 183H129V184H130ZM140 183H141V181H140ZM142 183H144V182H142ZM142 183H141V184H142ZM145 183H144V184H145ZM149 183H150V182H147V183H146V186H147V184L149 185ZM151 183H152V182H151ZM153 183H154V182H153ZM160 183H162V182H160ZM255 183H256V182H255ZM4 184H5V183H3V186H4ZM8 184L11 185L10 183H8ZM17 184H18V182H17ZM19 184H21V183H19ZM22 184L20 185V187L23 186ZM28 184H29V183H28ZM61 184H63V183H61ZM69 184H70V183H69ZM71 184H72V183H71ZM87 184H88V183H87ZM114 184H115V185H114ZM122 184H123V182H122ZM122 184H121V185H122ZM129 184H127L126 186H128ZM133 184H136V183L133 182ZM141 184H140V185H141ZM157 184H158V183H157ZM165 184H167V183L162 184V187H163V185H165ZM181 184H182V186L184 187V184H183V183H181ZM207 184H208V183H207ZM232 184H233V183H232ZM232 184H231V185H232ZM249 184H250V183H249ZM1 185H2V184H1ZM5 185H7V184H5ZM29 185H30V184H29ZM46 185H48V184L46 183ZM46 185H44V186L46 187ZM49 185H50V183H49ZM49 185H48V187H49ZM77 185L80 186V185H82V184L79 185V183H78ZM94 185H95V184H94ZM96 185H98V183H97ZM96 185H95L94 187H97ZM100 185L102 186V184H100ZM117 185H116V186H117ZM136 185L138 186L139 190L141 189V190L144 191V190L146 189V188L143 189L142 186H141V188H140V187H139L140 185H139L138 183H137ZM178 185H179V184H178ZM191 185H192V184H191ZM223 185H224V184H223ZM235 185H236V184H235ZM241 185H242V184H241ZM3 186H2V188H3ZM7 186H8V185H7ZM14 186H15V185H11L12 188H13ZM24 186H25V185H24ZM30 186H31V185H30ZM34 186H35V185H34ZM50 186H51V185H50ZM59 186H62V185H59ZM71 186H72V185H71ZM85 186H86V184H85ZM104 186H105V185H104ZM111 186H112V185H111ZM123 186L125 187V185H123ZM143 186H144V185H143ZM146 186H145V187H146ZM152 186H153V185H152ZM157 186H158V188H157ZM157 186L155 187V184H154L153 187H155V188H152V187H151V188L154 190V192H155L156 190L159 191V189L161 188L159 185H157ZM170 186H172V185H170ZM174 186H175V185H174ZM180 186H181V185H180ZM182 186H181V187H182ZM200 186H201V185H200ZM243 186H245V185H243ZM5 187H6V186H5ZM5 187H4V188H5ZM20 187H19V188H20ZM26 187H28V186L26 185ZM48 187H47V188H48ZM57 187H58V184H57ZM66 187H67V186H66ZM86 187H87V186H86ZM86 187H85V188H86ZM88 187H89V186H88ZM92 187H93V185H92ZM98 187H99V186H98ZM131 187H132V188H131L130 190H132V189L134 188L132 185H131ZM135 187H136V186H135ZM148 187H149V188H148ZM148 187H147V189H150V186H148ZM159 187H160V188H159ZM168 187H169V186H168ZM183 187H182V188H183ZM204 187H205V186H204ZM246 187H247V186H246ZM248 187H249V186H248ZM253 187H255V185H254ZM6 188H7V187H6ZM6 188H5V189H6ZM16 188H17V186H16ZM23 188H25V187H23ZM28 188H29V187H28ZM49 188H50V187H49ZM55 188H56V187H55ZM71 188H72V187H71ZM102 188H103V186H102ZM107 188H108V187H106V189H107ZM112 188H114V187H112ZM118 188H119V187H118ZM121 188L123 189V187H121ZM126 188H127V187H126ZM129 188H130V187H129ZM136 188H137V187H136ZM172 188L174 189V187H172ZM211 188H213V187H211ZM216 188H217V187H216ZM224 188H226V187H224ZM231 188H232V187H231ZM243 188H244V187H243ZM263 188H264V187H263ZM0 189H1V188H0ZM8 189H10V188H8ZM14 189H15V188H14ZM26 189H27V188H26ZM33 189H34V188H33ZM33 189H32V190H33ZM53 189H54V187H53ZM60 189H62V188H60ZM63 189H64V188H63ZM65 189H66V188H65ZM67 189H68V188H67ZM87 189H88V188H87ZM87 189H86V190H87ZM92 189H94V188H92ZM97 189H98V188H97ZM103 189H104V188H103ZM108 189H109V188H108ZM127 189H128V188H127ZM127 189H126V190H127ZM155 189H156V190H155ZM165 189H166V191H167V189H169V188H167V187L165 186ZM165 189H160V190H162V191H161L162 193H161L160 191H159V192L157 191V192H158V193H161V195H162V194L164 193L163 191H165ZM173 189H172V191H173ZM176 189H177V188H176ZM178 189H179V188H178ZM178 189H177V190H178ZM180 189H181V188H180ZM203 189H204V188H203ZM218 189H219V188H218ZM232 189H233V188H232ZM6 190H7V189H6ZM6 190H5V191H6ZM12 190H13V189H12ZM16 190H17V189H16ZM95 190H96V189H95ZM109 190H110V189H109ZM113 190H115V189H113ZM118 190H121V189H118ZM118 190L116 189V191H118ZM153 190H151V191H153ZM192 190H193V189H192ZM219 190H222V189H219ZM226 190H227V189H226ZM230 190H231V189H230ZM254 190H255V189H254ZM1 191H2V190H0V192H1ZM10 191H11V190H10ZM25 191H26V190H25ZM28 191H29V190H28ZM60 191H61V190H60ZM65 191H66V193H67V190H65ZM65 191H64V192H65ZM79 191H80V189H79ZM79 191H78V192H79ZM92 191H93V190H92ZM103 191H104V190H103ZM103 191H102V189L100 188V192H103ZM124 191H125V190H124ZM127 191H128V190H127ZM145 191L147 192V190H145ZM145 191H144V193H145ZM174 191H175V189H174ZM213 191H214V190H213ZM223 191H224V190H223ZM223 191H222V192H223ZM243 191H244V190H243ZM245 191H246V190H245ZM7 192H9V190H8ZM14 192H15V191H14ZM19 192H20V190H19ZM22 192L25 194L24 191H22ZM29 192H30V191H29ZM62 192H63V191H62ZM76 192H77V191H76ZM128 192H129V191H128ZM131 192H132V191H130V194H131ZM135 192H136V191H135ZM139 192H140V191L137 192V195H138ZM141 192H142V191H141ZM148 192H149V191H148ZM175 192H176V191H175ZM175 192H174V195L176 194ZM177 192H178V191H177ZM182 192H183V191H182ZM186 192H187V191H186ZM201 192H202V191H201ZM220 192H221V191H220ZM247 192H248V191H247ZM258 192H259V191H258ZM16 193H17V194H16ZM16 193H13V194L18 195V192H16ZM60 193H61V192H60ZM81 193H83V192H81ZM90 193H93V192H90ZM97 193H99V192H97ZM106 193H107V192H106ZM113 193H114V192H113ZM121 193H125V192L122 191ZM121 193H118V194H121ZM126 193H127V192H126ZM133 193H134V191H133ZM133 193H132V194H133ZM150 193H151V192H150ZM150 193H149V194H150ZM166 193H167V192H166ZM166 193H165V194H166ZM168 193H170V194L168 195ZM168 193H167L166 195H162V196H165V197H164L165 199L167 198V197H166L167 195L171 197V194H172V193H171V190H170V192H168ZM199 193H200V190H199ZM242 193H243V192H242ZM245 193H246V192H245ZM5 194L7 195V193H5ZM5 194H4V192H3V195H4V196H5ZM19 194H20V193H19ZM79 194H80V192H79ZM101 194H102V193H101ZM104 194H105V193H104ZM111 194H112V193H111ZM111 194H110V195H111ZM118 194H116V195H118ZM139 194H140V193H139ZM141 194H142V193H141ZM141 194H140V195H141ZM149 194H148V195H149ZM184 194H185V193H184ZM10 195H11V193H10ZM48 195H49V194H48ZM81 195H82V194H81ZM83 195H84V194H83ZM85 195H86V194H85ZM102 195H103V194H102ZM107 195H108V197L110 196L108 193H107ZM113 195H114V194H113ZM126 195H127V194H126ZM134 195H136V194L134 193ZM140 195H139V196H140ZM143 195H144V194H143ZM150 195H151V194H150ZM152 195H155V194L152 192ZM152 195H151V196H152ZM156 195H157V194H156ZM156 195H155V196H156ZM161 195L158 194L157 199L160 198ZM172 195H173V194H172ZM174 195L172 196L173 199H174ZM179 195H180V194H179ZM179 195H178V196H179ZM185 195H186V194H185ZM200 195H201V194H200ZM204 195H205V194H204ZM209 195H210L209 197L213 196V195L210 194V193H209ZM227 195H228V193H227ZM239 195H240V194H239ZM260 195H261V194H260ZM263 195H264V194H263ZM0 196H1V195H0ZM12 196H13V195H12ZM19 196H20V195H19ZM21 196H22V194H21ZM29 196H30V195H28V198H29ZM44 196H45V195H44ZM94 196H95V195H94ZM104 196H105V195H104ZM124 196H125V195H124ZM145 196H146V195H145ZM155 196H154V197H155ZM188 196H189V195H188ZM196 196H197V195H196ZM202 196H203V194H202ZM207 196H208V195H207ZM218 196H219V195H218ZM218 196H216V198H217ZM232 196H233V195H232ZM258 196H259V195H258ZM13 197H14V196H13ZM16 197H17V196H15V198H16ZM22 197H24V195H23ZM31 197H32V195H31ZM31 197H30V198H31ZM49 197H50V195H49ZM86 197H87V196H86ZM105 197H106V196H105ZM105 197H104V198H105ZM140 197H141V196H140ZM143 197H144V196H142V198H143ZM149 197H150V196H149ZM170 197H168V198H169L168 200H170L169 202H171V200H173L172 197H171V199H170ZM179 197H180V196H179ZM183 197H184V196H183ZM186 197H187V195H186ZM198 197H199V196H198ZM244 197H245V196H244ZM252 197H253V196H252ZM262 197H263V196H262ZM3 198H4V197H3ZM6 198H7V197H6ZM6 198H4V199H6ZM25 198H26V197H25ZM81 198H82V197H81ZM122 198H123V197H122ZM124 198H125V197H124ZM128 198H129V197H128ZM155 198H156V197H155ZM155 198H154V200L152 199L154 202L156 201ZM161 198H162V197H161ZM164 198L160 199V200H161V203L163 202V200H165ZM176 198H177V196H176ZM187 198H188V197H187ZM187 198H186V199H187ZM190 198H191V197H190ZM195 198H196V197H195ZM202 198H203V197H202ZM227 198H228V197H227ZM230 198H231V197H230ZM246 198H247V197H246ZM250 198H251V197H250ZM250 198H249V199H250ZM12 199H13V198H12ZM18 199H19V198L17 197L16 200H18ZM22 199H23V198H22ZM83 199H84V196H83ZM99 199H100V197H99ZM106 199H107V197H106ZM136 199H137V198H136ZM138 199H140V198L138 197ZM145 199H147V198H145ZM150 199H151V198H150ZM181 199H182V198H181ZM181 199H180V202H181V203L184 202V203H183L184 205H185V203H186V204L188 203L187 205H189V202H185V201H187L189 198H188L187 200L184 198L185 201H183V199H182L183 202L181 201ZM200 199H201V197L198 198L199 201H200ZM204 199H205V198H204ZM207 199H209V198H207ZM212 199H213V198H212ZM223 199H224V198H223ZM231 199H232V198H231ZM238 199H239V198H238ZM243 199H244V198H243ZM263 199H264V197H263ZM1 200H2V199H0V202H1ZM13 200H14V204H15V199H13ZM13 200H12V201H13ZM19 200H20V199H19ZM96 200H97V198H96ZM103 200H104V199L99 200V203H100V201L102 202ZM120 200H121V199H120ZM130 200H131V198H130ZM134 200H135V199H134ZM168 200H167V202H168ZM177 200H179V199H177ZM177 200L175 199V201H177ZM191 200H192V198H191L189 201H191ZM210 200H211V199H210ZM215 200H216V199H215ZM226 200H227V199H226ZM239 200H240V199H239ZM251 200H252V199H251ZM251 200H250V204L253 202V201L251 202ZM253 200H254V199H253ZM6 201H7V200H6ZM10 201H11V198H10ZM23 201H24V199H23ZM23 201H22V202H23ZM122 201H123V200H122ZM125 201H126V200H125ZM140 201L143 202V203H145V202L142 201V200H140ZM145 201L147 202V200H145ZM149 201H150V200H149ZM149 201H148V203H149ZM203 201H204V200H203ZM221 201H222V200H221ZM237 201H238V200H237ZM246 201H247V200H246ZM263 201H264V200H263ZM17 202H18V201H17ZM25 202H26V201H25ZM104 202H105V201H104ZM119 202H120V201H119ZM123 202H124V201H123ZM136 202H137V201H136ZM151 202H152V201H150V203H151ZM157 202H158V200H157ZM164 202H165V201H164ZM180 202H179V204L181 205ZM210 202H211V201H210ZM210 202H209V203H210ZM217 202H218V201H217ZM223 202H224V201H223ZM231 202H232V201H231ZM4 203H6V202L4 201ZM8 203H9V202H8ZM11 203H12V202H11ZM36 203H37V202H36ZM102 203H103V202H102ZM121 203H122V202H121ZM125 203H126V202H125ZM129 203H130V202H129ZM129 203H128V204H129ZM165 203H166V202H165ZM173 203H174V201L172 202V204H173ZM190 203H194V201H191ZM199 203H200V202H198V204H199ZM201 203H202V204H203V203H206V200H205V202H201ZM201 203H200V204H201ZM233 203H234V202H233ZM233 203H232V204H233ZM235 203H236V202H235ZM239 203H240V202H239ZM263 203H264V202H263ZM18 204H19V203H18ZM103 204H104V203H103ZM117 204H118V203H117ZM132 204H133V203H132ZM140 204H141V203H140ZM158 204H159V203H158ZM163 204H164V203H163ZM172 204H171V205H172ZM174 204H175V203H174ZM174 204H173V205H174ZM179 204H176V205L178 206ZM218 204H219V203H218ZM227 204H228V203H225V205H227ZM242 204H243V203H242ZM250 204H249V205H250ZM259 204H260V203H259ZM259 204H257L258 206H256V208L259 207ZM3 205H4V204H3ZM10 205H11V204H10ZM12 205H13V203H12ZM24 205H25V204H24ZM97 205H99V206H98L99 208L102 206V204H101V205H100V204H97ZM97 205H95V206H97ZM153 205H154V204H153ZM164 205L166 206V204H164ZM164 205H163V206H164ZM196 205H197V203H196ZM207 205H209V204L207 203V204H206V207H207ZM220 205H221V204H219L218 207H217V205H216V207L219 208ZM230 205H231V204H230ZM230 205H229V206H230ZM237 205H238V204H237ZM239 205H240V204H239ZM263 205H264V204H263ZM6 206H7V204H6ZM26 206H27V205H26ZM40 206H41V205H40ZM104 206H105V205H103V207H104ZM108 206H110V205H108ZM116 206H117V205H116ZM123 206H125V205L123 204ZM128 206H130V205H128ZM137 206H138V205H137ZM177 206H175V207H177ZM190 206H191V204L189 205V207H190ZM192 206H195V205L192 204ZM203 206H205V204H204ZM209 206H210V208L208 207V208H207V211H208V209H209V210L212 209L211 204H210ZM212 206H213V203H212ZM221 206H222V205H221ZM229 206H228V207H229ZM235 206H236V205H235ZM235 206H234V208H235ZM247 206H248V205H247ZM250 206H251V205H250ZM261 206H262V203H261L260 207H261ZM8 207H10V206H8ZM8 207L5 208V209H8ZM22 207H23V206H22ZM35 207H36V205H35ZM103 207H102V208H103ZM118 207H119V206H118ZM118 207H117V208H118ZM120 207H121V206H120ZM120 207H119V208H120ZM134 207L137 208L136 205H134ZM149 207H152V206H149ZM153 207L155 208V207H156V204H155V206H153ZM153 207H152V209H153ZM157 207H158V206H157ZM166 207H167V206H166ZM169 207H170V204H169ZM169 207H168V209H169ZM180 207H181V206H180ZM186 207H187V206H186ZM189 207H188V210H189ZM195 207H196V206H195ZM200 207H201L200 209L203 208L202 205H200ZM206 207H204V208H206ZM214 207H215V205H214ZM238 207H239V206H238ZM2 208H4V207L2 206V207H1V210H3ZM11 208H12V207H11ZM27 208H28V207H27ZM27 208H26V210H27ZM111 208H112V207H111ZM114 208H115V206H114ZM172 208H173V209H172ZM172 208H170V210L172 209V210L175 211V209H177V212H178V208H179V206H178V208H174V206H172ZM181 208H182V210H180V211H184L185 209H187V208H183V207H181ZM181 208H180V209H181ZM191 208H192V209H191ZM191 208H190L191 212H192L193 210H196V209H194L193 207H191ZM217 208H216V209H217ZM221 208H222V209H221ZM221 208H219V209H221L220 211L224 212V210L227 208V206H224V210H223V207H221ZM242 208H243L242 210H244V207H243V206H242ZM246 208H247V207H246ZM249 208H250V207H248V210H249ZM256 208H255V209H256ZM18 209H19V207H18ZM88 209L90 210V207H89ZM106 209H107V208H106ZM124 209H125V208H124ZM131 209H132V208H131ZM131 209H130V210H131ZM139 209H140V208H139ZM139 209H138V210H139ZM147 209H148V207H147ZM150 209H151V208H150ZM150 209H149V211H150ZM183 209H184V210H183ZM198 209H199V208H198ZM200 209H199V211H200ZM213 209H214V208H213ZM228 209H229V208H228ZM240 209H241V208H240ZM261 209H263V208H261ZM1 210H0V211H1ZM21 210H22V209H21ZM21 210H20V212H21ZM38 210H39V209H38ZM49 210L52 211V209H49ZM70 210H71V209H70ZM96 210H97V209H96ZM96 210H95V211H96ZM99 210H100V211H101V210H105V208H104V209H99ZM99 210H97V211H99ZM125 210H127V207H126ZM128 210H129V209H128ZM130 210H129V211H130ZM133 210H134V209H133ZM136 210H137V209H136ZM141 210L143 211V209H141ZM154 210H155V209H154ZM157 210H158V209H157ZM170 210H169V211H170ZM172 210H171V211H172ZM205 210H206V209H205ZM214 210H215V209H214ZM217 210H218V209H217ZM217 210H215V211H217ZM229 210H230V209H229ZM242 210H241V211H242ZM258 210H260V209H258ZM258 210H257V211H258ZM12 211H13V209H12ZM12 211H11V212H12ZM14 211H15V209H14ZM17 211H18V210H17ZM17 211H16V212H17ZM45 211H46V210H45ZM54 211H55V210H54ZM65 211H66V210H65ZM95 211H94V214L96 213V214L98 215V213L95 212ZM100 211H99V212H100ZM113 211H114V210H113ZM134 211H135V210H134ZM162 211H163V210H162ZM169 211L167 210L168 213H170ZM211 211H213V210H211ZM225 211H226V210H225ZM227 211H228V210H227ZM231 211H232V210H231ZM251 211H252V210H251ZM260 211L264 212V210H260ZM6 212H7V211H6ZM8 212H10V208H9V211H8ZM27 212H28V211H27ZM41 212H42V211H41ZM56 212H57V211H56ZM73 212H74V211H73ZM90 212H91V211H90ZM105 212H106V211H105ZM130 212H132V211H130ZM136 212H137V211H136ZM139 212H141V211H139ZM158 212H160V211H158ZM164 212H165V211H164ZM188 212H189V211H188ZM193 212H194V211H193ZM195 212H196V213H195ZM195 212H194L195 214H198V211H195ZM234 212H235V211H234ZM234 212H233L232 214H235ZM237 212H239V211H237ZM237 212H236V213H237ZM254 212H255V211H254ZM1 213H3V215H5L4 212H1ZM13 213H14V212H13ZM18 213H19V212H18ZM43 213H44V212H43ZM47 213H48V211H47ZM47 213H46V215H47ZM49 213H50V211H49ZM53 213H55V212H53ZM100 213H101V212H100ZM103 213H104V212H103ZM108 213H109V212H108ZM112 213H113V212H112ZM120 213H122V212H120ZM123 213H124V215L126 216V214H125L126 212H124V210H123ZM123 213H122V215H123ZM128 213H129V212H128ZM133 213H134V212H133ZM141 213H142V212H141ZM152 213H153V212H152ZM183 213H185V211L182 212L181 214H183ZM194 213H193V214H194ZM203 213H206V211H203ZM203 213H202V214H203ZM207 213H208V212H207ZM213 213H214V212H213ZM218 213H219V212H218ZM218 213H217V214H218ZM224 213H225V212H224ZM228 213H229V212H228ZM228 213H227V214L225 213V214L227 215V217H228ZM230 213H231V212H230ZM230 213H229V214H230ZM252 213H253V212H252ZM16 214H17V213H15L14 215L16 216ZM29 214H32V213L29 212ZM40 214H41V213H40ZM96 214H95V215H96ZM113 214H116V213H113ZM117 214H119V213H117ZM136 214H137V213H136ZM146 214H147L146 217H148V213H146ZM156 214H157V213H156ZM156 214H154V215H156ZM171 214H172V213H171ZM176 214H177V213H176ZM188 214H190V213H188ZM199 214H200V213H199ZM208 214H212V213L209 212ZM214 214H216V212H215ZM221 214H222V213H221ZM221 214H219V215H221ZM259 214L261 215V214H263V213L259 212ZM9 215H11V214H9ZM20 215H21V213H20ZM35 215H36V213H35ZM44 215H45V214H44ZM44 215H43V216H44ZM57 215H61V214H59V212H58ZM57 215H56V216H57ZM65 215H66V214H65ZM97 215H96L95 218H97ZM110 215H111V214H110ZM119 215H121V214H119ZM122 215H121V216H122ZM129 215H130V214H129ZM133 215H134L133 217H136V216H135V213H134ZM143 215H144V217H145V213H143L140 217H142ZM151 215H152V214H149V216H151ZM160 215H161V214H160ZM163 215H164V214H163ZM163 215H161V216H163ZM166 215H167V214H166ZM178 215H180V213H178ZM239 215H240V214H239ZM239 215H232V216H233V217L236 216V217L239 219V217H238ZM242 215H243V214H242ZM242 215H240L241 218H242ZM253 215H254V214H253ZM263 215H264V214H263ZM263 215H262V216H263ZM11 216H12V215H11ZM22 216H24V215H22ZM25 216H26V215H25ZM30 216H31V215H30ZM53 216H54V215H53ZM69 216H70V215H69ZM117 216H118V215H117ZM138 216H139V215H138ZM157 216H158V215H156V218H157ZM172 216H173V215H172ZM175 216H176V215H175ZM189 216H190V215H189ZM194 216H195V215H194ZM196 216H198V215H196ZM200 216H201V215H200ZM209 216H210V215H209ZM221 216L224 217L223 214H222ZM245 216H246V215H245ZM1 217H3V216H1ZM32 217H33V216H32ZM37 217H38V216H37ZM39 217H40V216H39ZM46 217H47V216H46ZM46 217H45V218H46ZM58 217H59V216H57V218H58ZM77 217H78V216H77ZM84 217H85V216H84ZM100 217H101V216H100ZM102 217H104V216H102ZM115 217H116V216H115ZM119 217H120V216H119ZM131 217H132V216H131ZM131 217H129V218H131ZM133 217H132V221H133ZM154 217H155V216H154ZM159 217H160V216H159ZM163 217H164V216H163ZM163 217H161V218H163ZM167 217H169V216L167 215ZM167 217H165V218H167ZM180 217H181V216H180ZM180 217H179V219H181ZM203 217H205V215H204ZM212 217H213V216H212ZM215 217H216V216H215ZM251 217H252V216H251ZM260 217H261V216H260ZM4 218H5V216L3 217V219H4ZM12 218H13V217H12ZM14 218H15V217H14ZM14 218H13V219H14ZM27 218H28V216H27ZM29 218H30V217H29ZM29 218H28V219H29ZM47 218H48V217H47ZM51 218H52V217H51ZM62 218H63V217H62ZM82 218H83V217H82ZM88 218H89V217H88ZM91 218L93 219V217H91ZM105 218H106V217H105ZM116 218H118V217H116ZM116 218H115V219H116ZM151 218H153V217H151ZM175 218H177V216H176ZM183 218H184V217H183ZM192 218H194V217L192 216V217L189 218V219H192ZM196 218H197V217H196ZM196 218H194V219H196ZM206 218H207V215H206ZM209 218H210V217L207 218L208 221H209ZM219 218H220V217H218L217 220H218ZM228 218H229V217H228ZM231 218H232V217H231ZM231 218H230V220H231ZM248 218H249V217H248ZM248 218H247V216H246V219H248ZM253 218H254V217H253ZM256 218H257V217H256ZM263 218H264V217H263ZM7 219H8V218H7ZM24 219H25V218H24ZM59 219H60V221H62V220H61V217H60ZM59 219H58V220H59ZM66 219H67V218H66ZM78 219H79V218H78ZM109 219H110V218H109ZM109 219H108V222H109ZM134 219H135V218H134ZM137 219H138V218H137ZM137 219H136V220H137ZM141 219H142V218H141ZM143 219H144V218H143ZM143 219H142V220H143ZM159 219H160V218H159ZM163 219H164V218H163ZM163 219H162V221H163ZM168 219H169V218H168ZM184 219H185V218H184ZM187 219H188V218H187ZM189 219H188V221H189ZM201 219H202V218L199 217L200 222H201ZM204 219H205V218H204ZM204 219H203V220H204ZM222 219H225V220H226L227 218L224 217V218H222ZM222 219H221V221L224 222ZM234 219H235V217H234ZM234 219H232L231 221H236V220H238V219H236V220H234ZM243 219H245V218H243ZM15 220H16V219H15ZM19 220H20V219H19ZM21 220H22V219H21ZM29 220H30V219H29ZM29 220H27V222H28ZM34 220H35V219H34ZM38 220H41V218H39ZM38 220H37V221H38ZM55 220H56V219H55ZM82 220H83V219H82ZM113 220H114V218H113ZM113 220H112V221H113ZM120 220H122V218H120ZM120 220H119V221H120ZM123 220H124V219H123ZM123 220H122V222H123ZM129 220H130V219H129ZM160 220H161V219H160ZM160 220H158V221H160ZM170 220H172V219H170ZM185 220H186V219H185ZM199 220H198V221H199ZM210 220H212V222H213V219L210 218ZM214 220L216 221V218H215ZM227 220H229V219H227ZM227 220H226V221H227ZM240 220H241V219H240ZM248 220H249V219H248ZM0 221H1V220H0ZM10 221H11V220H10ZM64 221H65V220H64ZM66 221H67V220H66ZM77 221H78V220L76 219V222H77ZM84 221H85V220H84ZM84 221H83V223H84ZM132 221H126V222H127V223L130 222L129 224H131ZM153 221H155L156 223L158 222V221L155 220V219H154ZM180 221H181V220H180ZM182 221H183V220H182ZM188 221L186 220V222H188ZM198 221H196V223H197ZM204 221H205V220H204ZM204 221H203V222H204ZM206 221H207V220H206ZM206 221H205V224H206V223H207V224H208V223L210 224V222H211V221H209V222H208V221L206 222ZM215 221L213 222L214 224H216ZM219 221H220V219H219ZM219 221H218V223H219ZM238 221H239V220H238ZM238 221H237V225L239 224ZM255 221H256V219H255ZM261 221H262V220H261ZM263 221H264V220H263ZM4 222H5V221H4ZM14 222H15V221H14ZM30 222H32V221H30ZM35 222H36V221H35ZM44 222H45V220H44ZM47 222H48V221H47ZM51 222H52V220H51ZM51 222H48V224L51 223ZM54 222H56V221H54ZM94 222H95V221H94ZM105 222H106V221H105ZM114 222H115V220H114ZM114 222H113V223H114ZM117 222H118V220H117ZM160 222H161V221H160ZM160 222H159V223H160ZM173 222H174V220H173ZM173 222H172V223H173ZM175 222H176V220H175ZM177 222H178V221H177ZM191 222H192V221H191ZM203 222L201 223V225L203 224ZM212 222H211V223H212ZM222 222H221V223H222ZM242 222L245 223L246 220H245V221L242 220ZM249 222H250V220H249ZM252 222H253V221H252ZM1 223H2V222H1ZM24 223H25V222H24ZM36 223H37V222H36ZM36 223H35V224H36ZM45 223H46V222H45ZM57 223H58V222H57ZM61 223H62V222H61ZM71 223H72V222H71ZM97 223H100V222H97ZM97 223H96V224H97ZM113 223H112V224H113ZM134 223H136V222H134ZM159 223H157V224H159ZM161 223H162V222H161ZM164 223H165V222H164ZM169 223H170V222H169ZM179 223H180V222H179ZM188 223H189V222H188ZM188 223H187V224H188ZM196 223H194V224H195L196 227H197V224H196ZM198 223H199V222H198ZM213 223H212V225H213ZM221 223H220V224H221ZM247 223H248V222H247ZM247 223H246V224H243V225H247ZM261 223H262V222H261ZM8 224H9V221H8ZM42 224H43V223H42ZM74 224H75V223H74ZM100 224H103V223L101 222ZM105 224H106V223H104V225H105ZM132 224H133V223H132ZM137 224H138V222H137ZM153 224H155V223L153 222ZM153 224H152V226H153ZM165 224H166V223H165ZM167 224H168V222H167ZM167 224H166V226H168ZM182 224H183V222H181V225H182ZM192 224H193V222H192ZM194 224H193V225H194ZM220 224H217V225H220ZM228 224H229V223H228ZM241 224H242V223H241ZM252 224H254V222H253ZM252 224H251V225H252ZM256 224H257V222H256ZM263 224H264V223H263ZM3 225H4V223H3ZM19 225H20V224H19ZM36 225H37V224H36ZM54 225H56V224H54ZM57 225H58V224H57ZM59 225H60V224H59ZM113 225H115V227H116V224H115V223H114ZM113 225H111V226H113ZM117 225H118V224H117ZM127 225H128V224H127ZM134 225H135V224H134ZM134 225H133V227H134ZM163 225H164V224H163ZM177 225H178V224H177ZM177 225H176V226H177ZM181 225H180V226H181ZM190 225H191V223H190ZM195 225H194V226H195ZM222 225H223V227H224V224H223V223H222ZM225 225H227L226 222H225ZM229 225H230V227H231V225H233V224L230 223ZM229 225H228V226H229ZM235 225H236V223H235ZM235 225H234V227H235ZM239 225H240V224H239ZM239 225H238V227H239ZM10 226H11V223H10ZM46 226H47V225H46ZM46 226H45V227H46ZM73 226H74V225H73ZM98 226H99V225H98ZM111 226H108V227H111ZM119 226H120V225H119ZM121 226L126 227V225H121ZM131 226H132V225H131ZM131 226H130V229H132ZM135 226H136V225H135ZM152 226L150 225L149 227H152ZM170 226H171V224L169 225V227H170ZM176 226H175V227H176ZM182 226H184V225H182ZM185 226L188 227V225H185ZM185 226H184V228H185ZM206 226H208V225H206ZM213 226H215V225H213ZM213 226H212V227L210 226V227L213 229V228H214ZM228 226L226 227L227 230H228ZM254 226H255V225H254ZM262 226H263V225H262ZM262 226H260V227L263 228ZM0 227H1V225H0ZM20 227H21V226H20ZM35 227H36V226H35ZM38 227H39V226H38ZM48 227H49V226H48ZM50 227H51V226H50ZM52 227H53V226H52ZM58 227H59V226H58ZM60 227H62V226H60ZM80 227H81V226H80ZM93 227H94V226H93ZM96 227H97V226H96ZM103 227H104V226H103ZM108 227H107V228H108ZM117 227H118V226H117ZM117 227H116V229H117ZM156 227L159 228V225H158V226L156 225ZM156 227H155V228H156ZM169 227H168V228H169ZM187 227H186V228H187ZM189 227H190V226H189ZM189 227H188V229H189ZM198 227H199V226H198ZM202 227H204V224H203ZM208 227H209V226H208ZM218 227H222V226L220 225V226H218ZM236 227H237V226H236ZM241 227H243V226H241ZM241 227H239V229H240ZM244 227H245V226H244ZM251 227H253V226H251ZM62 228H65V227H62ZM68 228H69V227H68ZM78 228H79V227H78ZM82 228H83V227H82ZM104 228H106V227H104ZM113 228H114V227H113ZM118 228H119V227H118ZM160 228H161V227H160ZM164 228H165V226H164ZM190 228H191V227H190ZM215 228H217V227H215ZM215 228L213 229V231L215 230ZM245 228H247V226H246ZM248 228H250V226H249ZM253 228H254V227H253ZM253 228H250V230L253 229ZM255 228H257V227H255ZM255 228H254V229H255ZM261 228H260V229H261ZM18 229H19V228H17V230H18ZM59 229H60V228H59ZM69 229H70V228H69ZM90 229H91V228H90ZM98 229H99V228H98ZM109 229H110V228H109ZM119 229H120V228H119ZM128 229H129V226H128ZM153 229H154V228H153ZM176 229H177V228H176ZM191 229H193V227H192ZM194 229H196V228L194 227ZM194 229H193V231H194ZM199 229H201V228H199ZM218 229H219V228H218ZM229 229H230V228H229ZM236 229H237V228H236ZM236 229H235V230H236ZM241 229H242V228H241ZM1 230H2V229H1ZM9 230L11 231V229H9ZM9 230H7V231H9ZM13 230H14V229H13ZM15 230H16V229H15ZM17 230H16V232H17ZM26 230H28V229H26ZM26 230H25V231H26ZM31 230H32V229H31ZM34 230H36V229H34ZM34 230H33V231H34ZM44 230H46V228H45ZM50 230H51V229H50ZM52 230H54V229H52ZM62 230H63V229H62ZM67 230H68V229H67ZM74 230H75V229H74ZM78 230H81V229H78ZM103 230H104V229H103ZM124 230H125V229H124ZM132 230H133V229H132ZM137 230H138V229H137ZM137 230H136V231H137ZM149 230H151V228L147 230V233H148ZM171 230L173 231L174 229L172 228ZM181 230H183V231H182L183 233L181 234V235L183 236V234H184V229H181ZM189 230H190V229H189ZM201 230H202V231L204 230V231H206L205 233H207V228H204V229H201ZM210 230H211V229H210ZM216 230H217V229H216ZM224 230H226V229L224 228ZM224 230H223V228L220 229V231H221L220 233H222V231H224ZM227 230H226V232H228ZM243 230H244V228H243ZM243 230H242V231H243ZM256 230L258 231L259 229L257 228V229H255V231H256ZM2 231H3V230H2ZM40 231H41V230H40ZM40 231H39V233L42 234ZM46 231H48V230H46ZM55 231H56V230H55ZM76 231H77V230H76ZM81 231H82V230H81ZM84 231H85V230H84ZM109 231H110V230H109ZM125 231H126V230H125ZM127 231H128V230H127ZM127 231H126V232H127ZM136 231L132 232V231L130 230L129 233L132 232V234H133V233H135ZM154 231H155V230H154ZM157 231H158V230H157ZM163 231H164V229H163ZM163 231H162V232H163ZM166 231H167V230H166ZM172 231H170V232H172ZM175 231H176V230H175ZM177 231H180V230H179V227H178V230H177ZM196 231H197V230H196ZM196 231H194V233H196ZM198 231H199V233L202 232V231L200 232V230H198ZM213 231H212L211 233H213ZM218 231H219V230H218ZM218 231H217V232H218ZM238 231H239V230H238ZM240 231H241V230H240ZM244 231H245V230H244ZM248 231H249V230H248ZM257 231H256V232H257ZM5 232H6V231H5ZM11 232H12V231H11ZM23 232H24V231H23ZM34 232H35V231H34ZM65 232H66V230H65ZM71 232H72V231L70 230V233H71ZM77 232H78V231H77ZM86 232H87V231H86ZM113 232H114V231H113ZM117 232H118V231H117ZM121 232H123V231H121ZM138 232H139V231H138ZM140 232H141V231H140ZM151 232H152V231H151ZM151 232H149V233H151ZM168 232H169V231H168ZM208 232H209V230H208ZM226 232H225V233H222V234L224 235V234H226ZM245 232H246V231H245ZM259 232H260V230H259ZM0 233H1V232H0ZM9 233H10V232H9ZM13 233H15V232H13ZM25 233H26V232H25ZM52 233H53V232H52ZM57 233H59V232L57 231ZM62 233H63V232H62ZM68 233H69V231H68ZM72 233H73V232H72ZM100 233H101V232H100ZM136 233H137V232H136ZM149 233H148V234H149ZM172 233H173V232H172ZM172 233H170V236H171ZM177 233H178V232H177ZM177 233H176V235H177ZM187 233H188V232H187ZM189 233H190V232H189ZM199 233H196V234H199ZM253 233H254V232L252 231V234H253ZM257 233H258V232H257ZM28 234H29V233H28ZM40 234H39V235H40ZM55 234H56V233H55ZM101 234H102V233H101ZM121 234H122V233H121ZM121 234H120V235H121ZM132 234H131V235H132ZM140 234H141V233H140ZM140 234L138 233L137 235H140ZM143 234H145V233H143ZM161 234H162V233H161ZM164 234H167V233H164ZM196 234H195V236H196ZM203 234H204V233H203ZM203 234H200V235H203ZM207 234H208V233H207ZM213 234H214V233H213ZM213 234H209V235H213ZM222 234H219V235L222 236ZM232 234H233V233H232ZM238 234H239V233H238ZM238 234H237V235H238ZM246 234H247V233H246ZM252 234H251V235H252ZM255 234H256V233H255ZM255 234H254V235H255ZM3 235H4V234H3ZM13 235H14V234H13ZM13 235H12V236H13ZM15 235H16V234H15ZM20 235H21V234H20ZM34 235H35V234H34ZM39 235H38V236H39ZM67 235H68V234H67ZM74 235H75V234H74ZM77 235H78V234H77ZM83 235L85 236V234H83ZM99 235H100V234H99ZM107 235H108V234H107ZM120 235H117V236H120ZM131 235H130V237H131ZM137 235H136V237H137ZM167 235H168V234H167ZM167 235H166V236H167ZM176 235H175V237H176ZM178 235H179V234H178ZM178 235H177V236H178ZM181 235L178 236V239H180L179 237L182 238ZM186 235H189V234H186ZM215 235H216V234H214V236H213L214 238H215ZM219 235H218V236L216 235L217 239L220 238ZM227 235H228V234H227ZM256 235H257V234H256ZM256 235H255V236H256ZM6 236H8V235H6ZM21 236H22V235H21ZM28 236H29V235H28ZM28 236H27V237H28ZM31 236H32V235H31ZM42 236H43V235H42ZM51 236H53V235H50V237H51ZM56 236H57V234H56ZM86 236H87V234H86ZM112 236H113V234H112ZM122 236H123V235H122ZM127 236H128V235H127ZM168 236H169V235H168ZM170 236H169V238H170V241H171V237H170ZM189 236H190V235H189ZM198 236H199V235H198ZM198 236H197V237H198ZM204 236H205V234H204ZM225 236H226V235H225ZM234 236H235V235H234ZM258 236H261V235L259 234ZM2 237H3V236H2ZM9 237H10V236H9ZM14 237H15V236H14ZM18 237H19V236H18ZM33 237H34V236H33ZM43 237H44V236H43ZM47 237H48V234H47ZM63 237H64V236H63ZM107 237H108V236H107ZM109 237H110V236H109ZM109 237H108V238H109ZM130 237H128V238H130ZM144 237H146V236H144ZM187 237H188V236H187ZM191 237H192V236H191ZM202 237H203V236H202ZM207 237H208V235H207ZM242 237H243V236H242ZM242 237H241V238H242ZM263 237H264V236H263ZM6 238H8V237H6ZM21 238H22V237H21ZM52 238H53V237H52ZM68 238H69V236H68ZM70 238H71V237H70ZM70 238H69V239H70ZM75 238H77V236H76ZM87 238H88V237H87ZM104 238H105V237H104ZM116 238H117V237H116ZM116 238H115V239H116ZM120 238H123V237H120ZM120 238H118L119 240L116 239V242H117V241H120ZM124 238H125V239H128V238H126V236H125ZM139 238H140V237H137V240H136V241H138ZM167 238H168V237H167ZM167 238H166V240H167ZM172 238H173V237H172ZM183 238H184V236H183ZM185 238H186V236H185ZM234 238H235V237H234ZM258 238H259V237H258ZM260 238H261V237H260ZM0 239H1V237H0ZM35 239H36V238H35ZM58 239H59V236H58ZM77 239H78V238H77ZM134 239H135V238H134ZM142 239H143V238H142ZM160 239H161V238H160ZM174 239H175V238H174ZM190 239H191V238H190ZM192 239H193V238H192ZM197 239H198V238H197ZM197 239H196V242H197ZM212 239H213V238H212ZM225 239L227 240V238H225ZM228 239H229V238H228ZM244 239H245V238H244ZM250 239L252 240V238H250ZM2 240L4 241L5 239L2 238L1 241H2ZM15 240H16V239H15ZM28 240L30 241L31 239H28ZM38 240H39V239H38ZM38 240H36V242H37ZM49 240H50V239H49ZM87 240H88V239H87ZM122 240H123V242H122ZM122 240H121V242H122V244H123L125 241H124V239H122ZM143 240H145V239H143ZM146 240H147V239H146ZM162 240H163V238H162ZM176 240H177V237H176ZM181 240H182V239H180V241H181ZM194 240H195V239H194ZM194 240H193V241H194ZM203 240H204L205 243H206L207 239H201V241H203ZM219 240H220V239H219ZM221 240H222V239H221ZM223 240H224V238H223ZM230 240H231V239H230ZM230 240H227V243H228V241H229V244H227V245H230ZM248 240H249V239H248ZM263 240H264V239H263ZM8 241H9V240H7L6 245L8 244ZM12 241H13V240H12ZM29 241H28V242H29ZM50 241H51V240H50ZM55 241L57 242L56 239H55ZM72 241H73V240H72ZM72 241H71V242H72ZM75 241H76V240H75ZM91 241H92V240H91ZM107 241H108V240H107ZM114 241H115V240H114ZM130 241H131V240H130ZM140 241H141V240H140ZM140 241H139V243H140ZM170 241H169V242H170ZM177 241H178V240H177ZM183 241H184V240H183ZM185 241H186V240H185ZM185 241H184V242H185ZM190 241H191V240H190ZM199 241H200V240H199ZM201 241H200V243H201ZM208 241H210L209 238H208ZM208 241H207V242H208ZM215 241H216V240H215ZM224 241H225V240H224ZM232 241H234V240H232ZM232 241H231V243H232ZM256 241H257V240H256ZM256 241H255L254 243H258V242H256ZM9 242H10V241H9ZM19 242H20V240H19ZM21 242H23V241H21ZM21 242H20L19 244H21ZM36 242H35V243H36ZM38 242L41 243L40 241H38ZM60 242H62V241H60ZM81 242H82V241H81ZM111 242H113V240H112ZM126 242L129 244V241H126ZM126 242H125V243H126ZM144 242H145V241H144ZM188 242H189V240H188ZM191 242H192V241H191ZM194 242H195V241H194ZM212 242H213V241H212ZM222 242H223V241H222ZM222 242H221V243H222ZM250 242H251V241H250ZM261 242H262V239H261ZM2 243H3V242H2ZM11 243H12V242H11ZM14 243H16V242H14ZM14 243H13V244H14ZM33 243H34V242H33ZM33 243H32V244H33ZM43 243H44V241H43ZM78 243H79V242H78ZM83 243H84V242H83ZM114 243H115V242H114ZM114 243H111V245L113 244L112 246H114ZM117 243H118V242H117ZM125 243H124V244H125ZM127 243H126V244H127ZM131 243H133V242H130V244H131ZM170 243H171V242H170ZM170 243H169V244H170ZM175 243H176V242H175ZM200 243H199V245H200ZM202 243H203V242H202ZM216 243H217V242H216ZM216 243H214V244H216ZM9 244H10V243H9ZM17 244H18V243H17ZM29 244H30V243H29ZM29 244H28V245H29ZM41 244H42V243H41ZM48 244H49V243H48ZM75 244H76V242H75ZM85 244H86V243H85ZM107 244H108V243H107ZM122 244L120 243V245H122ZM124 244H123V245H124ZM133 244H134V243H133ZM133 244H132V245H133ZM140 244H141V243H140ZM145 244H147V243H145ZM151 244H152V243H151ZM167 244H168V243H167ZM178 244L180 245V243H178ZM181 244H182V241H181ZM183 244H184V243H183ZM209 244H210V243H206V244L204 245V243H203L204 247H205V246L207 247V245L209 246ZM212 244H213V243H212ZM212 244H211V246H213ZM223 244H224V242H223ZM236 244H237V243H236ZM245 244H248V242L245 243ZM252 244H253V243H252ZM6 245H5V246H6ZM15 245H16V244H15ZM23 245H24V246H23ZM30 245H31V244H30ZM44 245H45V244H44ZM54 245H56V244H54ZM57 245L60 246V244H57ZM70 245H71V244H70ZM87 245H88V244H87ZM111 245H110V246H111ZM154 245H155V244H154ZM154 245H152V246H154ZM170 245H172V244H170ZM174 245H176V244H174ZM174 245H172V246H174ZM179 245H177V246H179ZM189 245H190V244H189ZM195 245L198 246L197 243H196ZM218 245H220V244L218 243ZM231 245H232V244H231ZM242 245H243V244H242ZM248 245H251V244L249 243ZM248 245H245V248H246V246H248ZM257 245H258V244H257ZM9 246H10V245H9ZM9 246H8V247H9ZM11 246H13V245L11 244ZM11 246H10V248H11ZM17 246H18V245H17ZM32 246H33V245H32ZM34 246H35V245H34ZM45 246H46V245H45ZM50 246H51V245H50ZM78 246H79V245H78ZM80 246H82V245H80ZM83 246H84V245H83ZM110 246H109V247H110ZM116 246H118V244L115 245V248H116ZM135 246H136V245H135ZM137 246H138V245H137ZM143 246H144V245H143ZM152 246H151V247H152ZM180 246H181V245H180ZM182 246H183V245H182ZM201 246H202V245H201ZM214 246H215V245H214ZM224 246H225V244H224ZM232 246H233V245H232ZM258 246H259V245H258ZM3 247H4V246H3ZM21 247L24 248V247H25V244L22 243V245H21L19 248H21ZM27 247H28V246H27ZM36 247H37V246H36ZM39 247H40V245H39ZM48 247H49V246H48ZM48 247H47V248H48ZM51 247H52V246H51ZM51 247H49V248H51ZM53 247H54V246H53ZM138 247H139V246H138ZM140 247H141V246H140ZM155 247H156V246H155ZM160 247H162V246H160ZM160 247H159V248H160ZM163 247H164V246H163ZM163 247H162V249H163ZM165 247H166V246H165ZM170 247H171V246H170ZM193 247H194V246H193V244H192L191 248H193ZM199 247H200V246H199ZM206 247H205V248H206ZM215 247H216V246H215ZM215 247H214V248H215ZM217 247H218V246H217ZM220 247H221V245H220ZM226 247L228 248V246H226ZM226 247H225V248H226ZM241 247H242V246H241ZM252 247H253V246H252ZM252 247H250V248L252 249ZM254 247H256L255 244H254ZM262 247H263V246H262ZM16 248H17V247H16ZM25 248H26V247H25ZM25 248H24V249H25ZM33 248L35 249V247H33ZM40 248H41V247H40ZM45 248H46V247H45ZM58 248L60 249V247H58ZM61 248H63V247H61ZM75 248H76V247H75ZM82 248H83V247H82ZM82 248H80V249H82ZM93 248H94V247H93ZM110 248H111V247H110ZM110 248H109V250H110ZM119 248H120V246H119ZM121 248H122V247H121ZM121 248H120V249H121ZM141 248H142V247H141ZM148 248H149V247H148ZM157 248H158V246H157ZM168 248H169V246H168ZM178 248H180V247H178ZM181 248H182V247H181ZM184 248H185V245H184L183 249H184ZM188 248H189V247H188ZM191 248H189V249L191 250V253H192V249H191ZM209 248H210V247H209ZM211 248H212V247H211ZM214 248H213V249H214ZM223 248H224V247H223ZM230 248H231V247H230ZM234 248H235V247H234ZM260 248H261V247H260ZM2 249H3V248H2ZM7 249H9V248H7ZM14 249H15V248H13V250H14ZM54 249H56V248H54ZM54 249L51 248V250H54ZM59 249H57V251H58ZM101 249H102V248H101ZM123 249H124V248H123ZM125 249H126V248H125ZM137 249H139V248H137ZM194 249H195V248H194ZM200 249H201V248H200ZM200 249H199V250H200ZM213 249H212V250H213ZM239 249H240V248H239ZM255 249H257V247H256ZM258 249H259V248H258ZM261 249H262V248H261ZM5 250H6V249H5ZM27 250H28V248H27ZM36 250H38V254L41 255V254L39 253L40 250L38 249V247L35 249V252H36ZM76 250H77V249H76ZM83 250H85V249H83ZM83 250H82V251H83ZM86 250H87V249H86ZM91 250H93V249H91ZM106 250H108L107 247H106ZM126 250H127V249H126ZM126 250H125V251H126ZM154 250H155V249H153V252H154ZM169 250H170V249H169ZM172 250H173V249H172ZM174 250H175V248H174ZM177 250H179V249H177ZM184 250H186V248H185ZM187 250H188V249H187ZM190 250H189V251H190ZM197 250H198V249H197ZM205 250H206V249H205ZM207 250H208V247H207ZM212 250H211V251H212ZM214 250H215V249H214ZM217 250H220V248H219V249L217 248ZM217 250H215V251H217ZM222 250H223V249H222ZM225 250L227 251V249H225ZM246 250H248V249L246 248ZM253 250H254V249H253ZM15 251H16V250H15ZM20 251H21V250H20ZM22 251H23V250H22ZM22 251H21V252H22ZM31 251H32V250H31ZM45 251H46V250H45ZM48 251H49V250H48ZM62 251H63V250H62ZM77 251H78V250H77ZM99 251H101V250H99ZM134 251H135V249H134ZM134 251L132 250V253H131V255L133 254V256H134V254H135V253H133ZM139 251H140V249H139ZM143 251H144V250H143ZM143 251H142V252H143ZM155 251H156V250H155ZM158 251H159V250H158ZM158 251H156V253H157ZM175 251H176V250H175ZM180 251H182V250H180ZM194 251H196V250H193V253H194ZM208 251H209V250H208ZM244 251H245V250H244ZM249 251H250V250H249ZM1 252L4 254L3 251H1ZM7 252H8V251H7ZM9 252H11V251H9ZM18 252H19V250H18ZM25 252H26V251H25ZM27 252H28V254H29V251H27ZM35 252H34V253H35ZM40 252H41V251H40ZM65 252H67V250H66ZM91 252H92V251H91ZM93 252H94V251H93ZM96 252H98V251H95V254H96ZM105 252H106V251H105ZM108 252H109V251H108ZM118 252H119V251H118ZM126 252H127V251H126ZM137 252H138V251H137ZM151 252H152V248H151ZM170 252H171V251H170ZM170 252L168 251V253H170ZM177 252H179V251H177ZM196 252H197V251H196ZM199 252H200V251H199ZM221 252H222V251H221ZM255 252H256V250H255ZM2 253H1V254H2ZM5 253H6V251H5ZM15 253H16V252H15ZM30 253H31V252H30ZM34 253H33V254H34ZM72 253H76V252H72ZM83 253H84V251H83ZM127 253H128V252H127ZM140 253H141V252H140ZM148 253L151 254V253L149 252V250H148ZM156 253H154V254H156ZM164 253H165V254H164ZM164 253H163V251H162V254H164V255L167 254V255H168V253H166V251H165ZM175 253H176V252H175ZM180 253H181V252H180ZM184 253H185V252H184ZM193 253H192V254H193ZM203 253H204V251H203ZM203 253H202V251H201V254H202V255H203ZM205 253H207V252H205ZM208 253H209V252H208ZM219 253H220V252H219ZM223 253H224V252H223ZM228 253H229V252H228ZM245 253H246V252H245ZM17 254H18V253H16V255H17ZM28 254H27V255H28ZM42 254H43V253H42ZM46 254H47V253H46ZM48 254H49V253H48ZM52 254L55 255V253H51V255H52ZM56 254H57V252H56ZM60 254H61V253H60ZM64 254H65V253H64ZM67 254H68V253H67ZM67 254H66V255H67ZM69 254H70V253H69ZM81 254H82V252H81ZM81 254H80V255H81ZM86 254H87V252H86ZM92 254H93V253H92ZM115 254H116V253H115ZM123 254H124V253H123ZM170 254H172V252H171ZM170 254H169V255H170ZM181 254H182V253H181ZM187 254H188V252H187ZM192 254H190V255H192ZM211 254H212V253H211ZM217 254H218V253H217ZM217 254H214V255H217ZM220 254H222V253H220ZM220 254H219V255H220ZM224 254H225V253H224ZM224 254H223L224 257L222 256L223 259L225 258V255H226V254H225V255H224ZM237 254H238V251H237ZM250 254H251V252H250ZM254 254H255V253H254ZM254 254H252V256H254ZM13 255H14V254H13ZM19 255H21V253H19ZM27 255H26V256H27ZM30 255H31V254H30ZM34 255H36V254H34ZM34 255H33V256H34ZM43 255H45V254H43ZM77 255H78V254L76 253V257H75V258H77ZM82 255H83V254H82ZM89 255H90V254H89ZM97 255H98V254H97ZM99 255H101L100 252H99ZM118 255H120V254H118ZM125 255H126L125 257L128 256L127 254H125ZM138 255H139V254H137V257H138ZM141 255H143V253H142ZM144 255L146 256L147 253H144ZM157 255L159 256V254H157ZM157 255H156L155 257H158ZM167 255H166V256H167ZM169 255H168V256H169ZM176 255H177V254H176ZM178 255H179V254H178ZM185 255H186V253H185ZM188 255H189V254H188ZM206 255H207V254H206ZM206 255H204V256H206ZM208 255H209V254H208ZM212 255H213V254H212ZM212 255H211V256H212ZM214 255L212 256L213 259L215 258ZM248 255H249V254H248ZM1 256H3V255H1ZM14 256H15V255H14ZM22 256H23V254H22ZM26 256L24 255V257H26ZM41 256H42V255H41ZM69 256H72V255H69ZM69 256H68V257H69ZM78 256H79V255H78ZM84 256H85V255H84ZM90 256H91V255H90ZM95 256H96V255H95ZM112 256L114 257V255H112ZM121 256H122V254H121ZM123 256H124V255H123ZM133 256H132V257H133ZM161 256H162V255H161ZM166 256H165V257H166ZM209 256H210V255H209ZM220 256H221V255H220ZM220 256H218V257H220ZM231 256H232V255H231ZM240 256H241V255H240ZM246 256H247V255H246ZM258 256H259V255H258ZM262 256H264V255H262ZM262 256H261V257H262ZM20 257H21V256H20ZM24 257H23V258H24ZM31 257H32V256H31ZM34 257H35V256H34ZM34 257H33V258H34ZM36 257H37V256H36ZM42 257H43V256H42ZM45 257H46V256H45ZM45 257H44V258H45ZM64 257H65V260H64L63 262L65 263V262L68 261V260H66L67 257H66L65 255H64ZM82 257H83V256H82ZM82 257L79 256V258H82ZM97 257H98V256H97ZM116 257H118V256L116 255ZM135 257H136V255H135ZM142 257H143V256H142ZM175 257L177 258V256H175ZM206 257H207V256H206ZM206 257H204V260H205ZM222 257H221V258H222ZM227 257H229V254L227 255ZM227 257H226V260H227ZM233 257H234V255H233ZM233 257H232V258H233ZM261 257H259V258H261ZM8 258H9V255H8ZM12 258H13V256L11 257V260H12ZM16 258H17V257H16ZM16 258H15V259H16ZM40 258H41V257H40ZM58 258H59V257H58ZM79 258H78V259H79ZM85 258H86V256H85ZM87 258H88V257H87ZM91 258H93V257L91 256ZM94 258H95V257H94ZM119 258H121V257H119ZM129 258H130V253H129ZM138 258H139V257H138ZM152 258H154V257H152ZM159 258H160V257H159ZM159 258H158V260H159ZM178 258H179V257H178ZM178 258H177V259H178ZM212 258L210 257L211 261H212ZM216 258H217V256H216ZM240 258H241V257H240ZM243 258H244V257H243ZM247 258H249V257H247ZM250 258H251V257H250ZM250 258H249V260H251ZM256 258H257V257H256ZM263 258H264V257H263ZM17 259H18V258H17ZM21 259H22V258H21ZM41 259H42V258H41ZM45 259H46V258H45ZM71 259H72V258H71ZM88 259H90V258H88ZM112 259H113V258H112ZM121 259H122V258H121ZM123 259H125V258H123ZM133 259H134V258H133ZM143 259H144V258H143ZM150 259H151V257L149 258V260H150ZM154 259H155V258H154ZM161 259H162V257H161ZM161 259H160V260H161ZM165 259H166V258H165ZM233 259H234V258H233ZM7 260H10V259H6V260H5L6 263L8 262ZM11 260H10V262H11ZM13 260H14V259H13ZM13 260H12V261H13ZM19 260H20V259H19ZM19 260H18V261H19ZM25 260H26V258H25ZM32 260H33V259H32ZM36 260H37V259H36ZM38 260H39V257H38ZM43 260H44V259H43ZM49 260L51 261L52 259H49ZM49 260L47 259V262H48ZM55 260H56V258H55ZM61 260H62V259H61ZM84 260H86V259H84ZM92 260H93V259H91V261H92ZM94 260H95V259H94ZM94 260H93L92 262H94ZM117 260H118V259H117ZM141 260H142V259H141ZM144 260H145V259H144ZM144 260H142V262H144ZM147 260H148V258L146 259V261H147ZM162 260H163V259H162ZM162 260H161L160 262H162ZM170 260H171V256H170ZM170 260H168V263H167V264H169V261H170ZM179 260H181V259H179ZM202 260H203V259H202ZM224 260H225V259H224ZM226 260H225V261H226ZM237 260H238V259H237ZM247 260H248V259H247ZM2 261H4V260H2ZM5 261L2 262V263H3V264H6ZM16 261H17V260H16ZM26 261H27V260H26ZM33 261L35 262V260H33ZM40 261H41V260H40ZM56 261H57V260H56ZM59 261H60V260H59ZM59 261H57V262H59ZM99 261H101V260H99ZM124 261H125V260H124ZM124 261L121 260V262L125 263ZM126 261H127V260H126ZM128 261H129V259H128ZM130 261H132V259H131ZM130 261H129V262H130ZM134 261H135V259H134ZM164 261L167 262V260H164ZM174 261H175V260H174ZM181 261L183 262V260H181ZM181 261H180V262H181ZM205 261H206V260H205ZM211 261H210V262H211ZM220 261H221V259H220ZM228 261H229V259H228ZM230 261H232V260H230ZM238 261H240V259H239ZM0 262H1V261H0ZM21 262H22V261H21ZM29 262H30V261H29ZM34 262H31V263L34 264ZM44 262H45V261H44ZM47 262H45V263L47 264ZM75 262H76V261H75ZM81 262H83V261H81ZM95 262H96V260H95ZM103 262H104V261H103ZM109 262H110V261H109ZM121 262H120V263H121ZM139 262H140V261H139ZM150 262H151V261H150ZM150 262H148V263H150ZM157 262H158V261H156V263H157ZM212 262H213V261H212ZM214 262L217 263L216 260H214ZM221 262H223V261H221ZM233 262H234V260H233ZM259 262H260V261H259ZM263 262H264V260H263ZM263 262H262L261 264H263ZM11 263H12V262H11ZM16 263H18V262H16ZM37 263H38V262H37ZM37 263L35 262V264H37ZM40 263H41V262H39L38 264H40ZM54 263H55V262H54ZM54 263H51V264H54ZM64 263H63V264H64ZM99 263H100V262H99ZM117 263H118V262H117ZM132 263H134V262L132 261ZM152 263H153V262H152ZM158 263H159V262H158ZM185 263H187V262H185ZM185 263H184V264H185ZM190 263H191V262H190ZM200 263H204V262H200ZM223 263H224V262H223ZM227 263H228V262H227ZM229 263H230V262H229ZM7 264H8V263H7ZM14 264H15V263H14ZM27 264H28V263H27ZM41 264H44V263L42 262ZM48 264H49V262H48ZM55 264H56V263H55ZM60 264H62V263L60 262ZM65 264H67V263H65ZM75 264H76V263H75ZM84 264H85V263H84ZM88 264H89V263H88ZM94 264H95V263H94ZM104 264H105V262H104ZM111 264H112V263H111ZM113 264H114V263H113ZM118 264H119V263H118ZM121 264H122V263H121ZM179 264H180V263H179ZM188 264H189V263H188ZM191 264H192V263H191ZM193 264H194V263H193ZM210 264H211V263H210ZM213 264H215V263H213ZM217 264H218V263H217ZM220 264H222V263H220ZM225 264H226V262H225ZM236 264H237V263H236ZM247 264H248V263H247ZM249 264H252V263H249ZM258 264H259V263H258Z\"/></svg>", "mask_w": 264, "mask_h": 264}]
</instances>
